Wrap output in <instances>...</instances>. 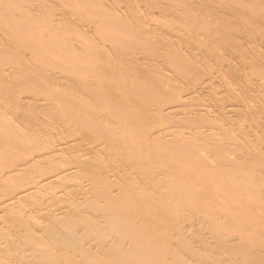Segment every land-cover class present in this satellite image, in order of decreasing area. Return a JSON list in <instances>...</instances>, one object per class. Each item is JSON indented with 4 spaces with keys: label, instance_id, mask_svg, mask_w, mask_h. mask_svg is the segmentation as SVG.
<instances>
[{
    "label": "bare ground",
    "instance_id": "bare-ground-1",
    "mask_svg": "<svg viewBox=\"0 0 264 264\" xmlns=\"http://www.w3.org/2000/svg\"><path fill=\"white\" fill-rule=\"evenodd\" d=\"M31 1V0H30ZM39 1V0H38ZM59 1V0H58ZM74 2H76V4L80 1H77V0H73ZM82 1V0H81ZM80 1V2H81ZM87 0H85V3L86 4H88V1L86 2ZM91 1H92V3H91ZM91 1H89V5H90V7H91V5L93 4L94 6H92V7H95V4L94 3H97V1L95 0V2L93 3V0H91ZM107 1V0H106ZM106 1H103V2H101V3H104V2H106ZM113 1V0H112ZM122 0H120L119 1V4H120V2H121ZM143 1V0H142ZM146 1L147 0H145V4L143 3V2H141V0H138V2H140L139 4H144L145 6H148L147 4H150V6H149V8L148 9H152V7H153V5L155 4L156 5V3H158V1L156 2L155 0L153 1H148V3H146ZM160 1V0H159ZM164 1H167V0H164ZM178 1H180V0H178ZM181 1H183L184 3H181ZM179 3L176 1V0H172V1H170L171 3H169V0L167 1V3H169V4H167L168 6H166V4H164V3H158V7L160 8H163L162 6H163V4H164V6H166V8L165 9H167V7H168V9H167V12H168V10H169V14L167 13H165L166 12V10L163 8V9H157V6H155L154 5V7H156V8H154L153 9V14H154V12H156V14H157V11H156V9L157 10H162V11H158L159 12V17H160V15H164V14H166L165 16H163L162 18H163V20H162V18L160 19V20H162L163 22H164V24H165V26H166V28L169 30V32H171V35H172V37H171V35L169 36V34H168V36H169V38H166V39H164V37L162 36L161 37V35H160V41H158V43L159 44H157V45H154V47H153V44L152 45H150V47L146 44V43H148L150 40H152L153 41V39H151V37H156V36H149V35H147V34H149L150 33V30L151 29H149L150 27L149 26H153V25H145V26H147V28L149 29V31L147 32V34H146V32L145 31H147V30H143L144 32H145V34L147 35L146 37H145V34L143 33V35L144 36H142V37H145V39L147 38H150L149 39V41H147V39L145 40L144 38H142V37H140L139 35H136V37L137 36H139L140 38H142V40H141V42L143 41V42H145L144 44H142V46H144L145 44L151 49V50H153L154 48H157L158 46H162V48L160 49L161 50V52H160V50H158V52L160 53L159 55L158 54H148L147 52V55H146V53L144 54V55H146L148 58L150 57V56H152L153 55V57H150L152 60V62H156V63H159V60H158V58H162V63H163V65H165V63H167V64H170V66L172 67V71H174V68H175V70H176V72L174 71L173 73H179V74H181L182 75V77L183 76H185V74H186V76H187V72H188V68H190V69H193V68H196L198 65H203V64H205L204 66L205 67H207V66H209L210 67V65L212 64V62L209 64V61H211V59H213V60H215V61H218V60H220V63L218 62V66L216 65V68L214 69V68H212V67H210V68H212V69H209L208 67L207 68H205L206 70H202V69H200L199 67H201V65L200 66H198L197 67V69L198 70H201V71H198L197 72V76H195L194 75V73H193V75L195 76V77H198V80H196V81H192V77H191V79H190V77L189 76H191V75H189V74H191V73H189L188 74V77L187 78H189L188 80H190V81H188L189 82V84L188 85H184V87L183 88H181V85H179L180 87H178V85L176 86V87H178V88H181L179 91H181V92H178V90H176V89H178V88H174L175 86L174 85H176L177 83L179 84V81H177V83H175V80L174 81H172V82H174V83H172V82H170L171 83V85L172 84H174L173 85V88L177 91V94L175 93L174 94V92H176V91H174V89H173V91L174 92H172V91H170V89L168 90V89H166V87H168L169 85H167V86H162V85H164L163 84V80L162 79H160V75L163 73L162 71V73H160L159 74V70L158 71H156V72H158V76L157 77H159V78H157L156 77V79L155 78H153V76H152V81L154 80V82L155 83H153L152 82V84H149L148 83V81L146 80L147 79V76H148V74L151 72V68L153 69L154 68V72H155V68L156 67H149V66H151L152 64V62L151 61H148V60H146L145 59V57H143L145 60H144V62H146V63H144V62H142V63H144V64H146L147 65V67H149L148 68V73H147V71L145 70V69H147V67L143 64V67H145V69H143V71H141L142 70V68H139L140 69V71L139 72H137L139 69L138 68H136V64H134V63H131V64H134L133 65V67H135V68H133L134 70H132V71H130L131 69H128L127 67H129L128 65H126V68H125V66L123 67V64L125 63L124 61H125V59L128 61L129 60V58L131 59L133 56H135V55H133V54H131V55H133L132 57L130 56H127V58H125V56H123L124 58V60L123 59H121L120 60V58L122 57V55L121 54H119V55H121V57L119 56V55H117V57H116V60L117 59H119L120 60V64H118L119 63V60H115L114 58H115V56H114V58H113V56H111V54H107V58H109L108 59V61H107V58H106V54L104 53V52H107V49L105 50V51H103V50H101L102 52H103V56H101L102 57V59H104V60H102V59H100V56L97 54V52L98 51H96L97 49L96 48H94V50L92 51V53L91 52H89V49H86L85 51H83V52H81L80 53V51H75L76 49L75 48H77L76 46H78V45H76L75 46V48H74V46H73V48L75 49L74 51H73V53L76 55V56H70L71 57V59H69L68 61V64H67V66H66V63H67V61H66V59L65 60H63L64 58L63 57H61V55H56V56H54V55H52L51 54V56L52 57H50V55H49V58H52V60H53V56H54V58L55 57H57V56H60L58 59L59 60H61V58H62V60L63 61H65V62H63V63H65V66H62V65H60L61 63H58L57 61H58V59H57V63H58V65H60V68L62 67L63 69H59L58 68V65H57V63H55V61L53 62L51 59V62H53L52 64H54L53 66L51 65V67H49L50 66V64H49V66H47V71H48V73H46V69H45V72H42V68L43 67H40V65L38 64V60L40 59L39 57H41V55L43 54H41V55H39V59L37 60V63H36V65H35V63L33 64V65H35L36 67L34 68V66L32 67L33 68V70L32 69H29L28 68V70L29 71H31L32 70V72L34 71L35 73H39L40 74V72L42 73L40 76L41 77H39V76H37V77H32V76H28L29 74H25V75H27L26 77H25V80L27 81V80H29V78H31L30 79V82L32 81V82H37V83H39V85H38V87L39 88H41V89H39L40 90V93H41V91L43 90V95H42V93L40 94V95H42V96H38V93L36 94V91L38 90V89H35V87L36 88H38L37 87V84L35 85V87H33V85H31L30 86V84H33L32 82L29 84V81H27L28 83H27V85H29L31 88L33 87L34 89H33V91H35V94L38 96V100L37 101H41V103H43V101H44V99L46 98L47 99V101H48V97H45V94H46V96H47V94H53L54 96L55 95H57L56 97H57V100H56V98H54V96H53V98L55 99L54 101H55V104H58V101H59V99H58V97L61 99V97H62V95L65 97L64 98V101H63V99H61V101H63L64 103H60V106L59 105H57L58 107H61V109H62V111H63V106L65 107H67V105L66 104H69V106H71V107H68V108H70V110H71V108L72 109H74V108H77V107H79V109H77V111H83V106H82V110L80 109L81 108V105L83 104H85L84 102H83V100L84 101H86V104H85V106L86 105H89L90 104V102L92 103L91 104V107H89L90 108V110H89V108L86 106V111H87V108H88V112H90V114L91 115H89V113H88V115H89V117L87 118L86 117V113L85 112H83V113H81L80 111V113H81V115H83V118L84 119H82V121H81V124H80V121H79V116H78V118H77V121H79V123L78 122H76V119H75V117H76V114H75V112H77V111H75V110H72L71 112H69V111H67L65 108H64V111H67L66 113H68V114H66L65 112H63V114H65L66 115V117L67 116H70L71 114V117H73L75 120V125H76V123H77V125H76V127L77 126H79V124L80 125H82L81 126V129L79 128V130L78 129H76V128H74V126H73V128L71 129V127H72V122L70 123L69 121L72 119H70L69 121H68V118H70V117H67V119H66V117H64V115L62 114V116L64 117L63 118V120H65V121H67V122H69L68 124H66L63 120L61 121V118H59V116H58V114L59 115H61L60 114V112L62 113V111H59L58 109H56V105L54 104V108L56 109V110H58L59 111V113L58 112H56L57 113V116H58V121H59V123L60 122H62V123H64L63 125H60V126H56V125H58V124H56V121L55 122H52V124L51 123H47L46 122V124L45 123H41L42 122V120L43 119H47V117H45L46 115L48 116H50V119H47V120H49V121H54V119L53 118H51L52 116L50 115V113L48 114L47 113V111H45V113H47V114H45L44 112H41V113H43V114H45L44 115V117L42 118V116H41V114L39 113V115H37V117H39L40 118V116H41V118H42V120L41 119H37V117H36V115L33 113V116H34V119H36L35 121H36V125H38L39 123H41V125L39 124V127H37V128H34L35 126H33L35 123H34V121H32V123L30 122V120H31V118L30 117H33V116H30V117H28V118H30V120H27V122H19V123H14L13 121H9V122H7V124L5 125V123L4 122H6L5 121V119H4V122H2V120H3V118H4V116H2V115H0V117H3V118H0V119H2V120H0V124L1 123H3V124H1L0 125V165H3L5 168H3V167H1L0 168V213L2 212V213H5V216H6V218H4L3 219V217H1L0 216V264H85V262H83V259L84 258H86V257H88L87 255H88V253L89 252H92L91 254H90V256L92 255V254H94V257L92 258V257H88L89 258V260L86 258L84 261H86V260H88L87 261V264H91L92 262H96V259H101V260H99V262H98V264H101V263H103L102 261H104V260H108L107 261V263L109 262V260L110 261H115V256L117 255H124V254H126V256L128 255L127 253H129V252H134L135 251V249H138L139 248V246L141 245L142 247H143V245H146L145 247H143V249H145V253H144V251H142L141 250V248L140 249H138L139 251H135V253L137 252V253H140V250L143 252L142 254H136L135 255V253H134V255H135V259L134 260H137V258L139 257L140 258V256H138V255H141V257L143 256V259L141 260V261H139V263H138V261H135V262H137V264H147L149 261V259L148 260H145V262H143L144 261V259L146 258L145 256L147 255V254H149L150 255V261H151V257L154 255V257L155 258H157V259H155V260H157L156 261V263L157 262H161L160 261V259H161V257H162V259H164L165 258V256H164V254H162V255H160L161 254V252H160V250L162 249V253H166L167 252V250L168 251H170V249H171V251H172V245H170V247L169 248H167L168 246H169V243L167 244L168 246H166V243L168 242V241H170V239L172 238L171 237V234L173 233V232H177L178 231V229H180V228H182V227H180L181 225L180 224H183V223H181L180 221L178 222H176V223H178V226L176 227V225L177 224H175V226H172V225H174V222H171L172 223V225L169 223V221H171L169 218V220L167 221L166 219V221L164 220V218L166 217L167 218V216L165 215V213L166 212H168L167 210H165V209H172V211H174V209L175 210H178V209H180L181 210V212H180V214L182 213V217L180 216V214H179V216L181 217V218H183L184 217V215H185V212L187 211V209L189 210V208L191 209L192 207H190L189 205H186V204H191V206H193V207H195L196 208V206L195 205H197V207H199V209L198 210H200L201 209V207L200 206H202L203 204H204V206H202V208H203V210L205 211V208L204 207H207L206 209H207V211H208V213L210 212V209H211V207H208V202H213V204L212 205H216V203H218V201L217 202H215L214 203V200H215V198H217L218 199V197H219V195H218V197H215V192H217L218 191V189H216V191H214L213 189H214V187L213 186H216V185H222L223 183H226V184H228V183H231L230 184V186H231V188L230 189H232V187H233V185H234V187H236L235 185H237V187H236V189L237 188H239V186L241 185V184H244L245 183V179L247 178V176L248 175H246V174H248L249 172L250 173H254L255 172V174H254V176H261L260 175V173L258 174L257 172H258V170H257V172H256V169H254L255 168V166L259 163H257V164H255V166L253 167V169H254V171H252L251 172V169L252 168H249L248 166H246V168L247 169H249L248 170V172L245 174V173H243L244 171H242V173L241 172H239V169L241 168V166L242 165H245L246 163H245V161L246 162H250V161H247V160H250V159H248L247 157H246V155L243 153V155H244V158L246 159H242V153L240 154V155H236V156H233V157H231L230 155H232V154H230V152H228V151H226L224 154H223V151H224V146H226V144L225 145H223L222 143L224 142V141H227V140H229L230 141V139H231V137H233V136H231V135H229V132L227 133L226 132V127L223 125V126H221L220 125V128L219 129H222V130H217L219 133H216V132H214L213 131V129L211 130V129H209L208 128V130H206L205 129V131H201L202 129H200V127L198 128V126H196L197 128H195V126H193V131L196 129H199V130H197L194 134H193V131L191 132L192 134L191 135H188V137H185L184 135H186L187 136V134L186 133H184V132H182L183 134L182 135H177L178 133H180L178 130H176V129H174V130H176L175 132H178V133H176L175 134V137H176V135H177V142L175 143L176 145H174V146H172L173 145V143H172V141H170L171 142V147H173L170 151H169V149L168 148H170V147H165V145L162 143V140H160L161 142H159V141H156V139L157 138H160V137H157V138H155L154 140H155V143H157V142H159V143H161V145L159 146L158 145V143H157V145L159 146V149L157 148V145L156 144H154V140H150V139H152L150 136V133L151 132H153L152 130H150L149 131V128H148V125L147 124H149V122H150V120H151V118H150V116L152 115V117L154 118H156V120H158L159 118H160V121H161V118H162V116H160V114H154V113H160L162 110H164L165 109V107H167L168 105H169V103H172V104H170V106L173 108H170V109H172V110H170V111H175L174 113H178L179 111H181L180 109H179V106L181 107L182 105H183V107L185 106L186 107V105H185V103L186 104H188V100L187 99H185V95H189V94H192V95H195V93H196V95H198V93H200V92H202V90L204 89V92H205V90L208 88V85L210 84V82H206V80H208L209 78L211 79L212 78V80H213V77H215L216 75H218V73H220L221 72V70H220V68L222 67V65L225 67H227V69H229V67H232L233 66V68L235 67V66H237L238 64H239V61H238V64L237 63H235L236 62V60H235V62H234V64H237V65H234L232 62H231V60H229V59H231V58H229V59H227V58H225L226 56H229L230 55V52H228L229 54L228 55H226L227 53H225V50H224V52L223 51H221L222 50V48H221V50L220 49H218L217 48V45H214V44H218L219 43V41H220V39L221 38H217L216 36V40H215V38L213 39H209L210 37H212L211 35H214L215 33H213V31H211V30H215V26H213V25H215V23H217V21L215 22V21H213V23H209L208 21H211L210 20V18H209V15H208V12L210 11V9H209V11L207 12L206 10H205V8L207 7V6H205V5H207L206 4V1L207 0H205V1H203V2H205V3H203V4H199L197 1H195L196 3H198V4H194L195 2H193L192 3V6L193 7H195L196 8V6L197 5H199L198 7H199V9H195V8H193L192 6H191V2H188V1H192V0H188L187 2L185 1V0H181ZM201 1V0H200ZM202 1H201V3H202ZM217 1V0H216ZM215 1V2H216ZM220 1V0H219ZM230 1V0H229ZM233 0H231V2H232ZM258 1H260V0H256V4H257V6L254 4V0H235V3L236 4H233L234 3V1H233V5H242V7H245V9L248 11V17H249V19H252V21L253 20H255L256 18H254V17H261V18H264V13L262 14L261 12H259V13H261V14H258L257 12L261 9V8H259V9H257L258 11H256L255 9H256V7H260V6H263V9H264V5H262V4H259V2ZM9 2H11L10 0H9ZM20 2H22V0L20 1ZM32 2V1H31ZM79 2V3H80ZM107 2H110V1H107ZM114 2H115V0H114ZM113 2V3H114ZM116 2H117V0H116ZM124 2V1H123ZM125 2H127V1H125ZM124 2V3H125ZM129 2H131V0L129 1L128 0V3L127 4H129ZM138 2H137V4H136V2L134 1L133 2V5H134V8H135V4H136V6H140V5H138ZM150 2H152V3H150ZM163 2V1H162ZM18 3H19V0H18ZM27 2H25L24 4H26ZM34 3V2H33ZM38 3V2H37ZM34 3L35 4V6L36 7H39V5H40V3ZM81 3H83L84 4V0L81 2ZM80 3V6H82L83 4H81ZM135 3V4H134ZM154 3V4H153ZM217 3H218V1H217ZM216 3V4H217ZM261 3H263V1H261ZM7 4H9V3H7ZM19 4H21V3H19ZM28 4V3H27ZM33 4V5H34ZM118 4V5H119ZM126 4V3H125ZM125 4L123 5V6H125ZM127 4H126V7H127ZM152 4V5H151ZM219 4V3H218ZM223 4V2H221V4L220 5H222ZM264 4V3H263ZM10 5V4H9ZM99 5V4H98ZM103 5V4H102ZM130 5V7H129V10H132L133 8V5H132V3H130L129 4ZM131 5H132V7H131ZM143 5V7H145ZM162 5V6H161ZM194 5H196V6H194ZM210 5V4H209ZM208 5V8H212V5H211V7ZM215 5V4H214ZM213 5V6H214ZM228 5V4H227ZM260 5V6H259ZM20 6V5H19ZM42 6H43V4H42ZM77 6H78V4H77ZM84 6V5H83ZM83 6L80 8V9H82L83 8ZM101 6V5H100ZM99 6V7H100ZM107 6V5H106ZM142 6V5H141ZM140 6V7H141ZM215 6H217V5H215ZM223 6H225V9L227 8L226 7V4L224 5H222V8H223ZM229 6V5H228ZM29 7V6H28ZM30 7H33L34 9H35V7L34 6H30ZM45 7V6H44ZM43 7V8H44ZM79 7V6H78ZM86 7V6H85ZM97 7V6H96ZM103 7V6H102ZM110 7V6H109ZM121 7V6H120ZM125 7V9H126V11L128 10L127 8ZM203 7V8H202ZM230 7V6H229ZM238 7H241V6H238ZM241 7V8H242ZM27 8V7H26ZM130 8H132V9H130ZM147 8V7H146ZM146 8H144V10H146L145 12H147L148 11V9H146ZM201 8V9H200ZM215 8V7H214ZM218 8H220V6L218 5ZM237 8V7H236ZM29 9V8H28ZM38 8H36L35 10H37ZM79 9V8H78ZM86 10H87V8H85ZM97 9H98V7H97ZM100 9V8H99ZM98 9V10H99ZM135 9H137V7L135 8ZM135 9H133L134 11H135ZM140 9H142L143 10V8H139L138 9V11L140 10ZM228 9V8H227ZM19 10V9H18ZM103 10H104V8H103ZM109 10H111V9H109ZM108 10V11H109ZM132 10V11H133ZM143 10V11H144ZM155 10V11H154ZM212 10H214V9H212ZM229 11L231 10V9H228ZM21 11H22V9H21ZM24 12H25V10H23ZM96 12H97V10H95ZM102 10H100V12H101ZM106 11H107V9H106ZM107 11V12H108ZM132 11H128V13L129 12H132ZM133 11V12H134ZM138 11H136V12H138ZM143 11H140V12H143ZM163 11H165V12H163ZM214 11H216V10H214ZM213 11V12H214ZM232 11V10H231ZM235 11V10H234ZM233 11V12H234ZM242 11H244V10H242ZM247 11H245L246 13H247ZM19 12V11H18ZM29 13H30V11H28ZM78 12V11H77ZM82 12V10L80 11V13ZM99 12V13H100ZM103 12V11H102ZM110 12V11H109ZM108 12V13H109ZM121 12H124L125 13V11L123 10V11H121ZM133 12L132 13H130L131 15L133 14ZM140 12H138L139 13V15H138V17H140ZM163 12V13H162ZM183 12H185V13H188L187 14V17L189 16L190 18H192V22H190V23H192L191 25L190 24H188V25H190V26H188L187 25V21L188 20H190V19H186V16H183ZM212 11H210L209 12V14H213V12L211 13ZM257 13L259 16H254V14L252 15L251 13ZM23 13V12H22ZM64 13V12H63ZM79 13V14H80ZM83 13H84V9H83ZM104 13H105V11H104ZM111 13V12H110ZM115 13V12H114ZM124 13H122V15L124 14ZM135 13V12H134ZM150 12H148V13H144V15H148ZM161 13V14H160ZM218 13V12H217ZM235 13V12H234ZM255 13V14H256ZM10 14V13H9ZM30 14H32V13H30ZM29 14V15H30ZM96 14H98V12L97 13H95V16H96ZM102 14V13H101ZM130 14H128L129 16H127V14L125 15V16H127V18H126V20H125V18L122 16V15H120V16H122V20H123V18H124V20H125V22L126 21H128L130 18H128V17H131V15ZM137 14V13H136ZM136 14H134V15H136ZM151 14V13H150ZM181 14H182V16H181ZM236 14H237V12H236ZM240 13H238L237 15H239ZM21 15V14H20ZM100 15V14H99ZM106 15V14H105ZM105 15H103V16H105ZM143 15V16H144ZM158 15V14H157ZM156 15V16H157ZM210 15V16H211ZM242 15V14H241ZM49 16V15H48ZM107 16H109V15H107ZM115 16V15H114ZM113 16V17H114ZM153 16H155V15H152L151 17H153ZM155 16V17H156ZM214 16H215V14H214ZM220 16V15H219ZM243 16V15H242ZM242 16H241V19L243 20L244 18H242ZM252 16V17H251ZM24 17H25V15H24ZM23 17V18H24ZM79 17V16H78ZM83 17V16H82ZM91 17H93L92 15H91ZM116 17H119V16H116ZM135 18L134 19H138V18H136L137 17V15L136 16H134ZM141 17H142V15H141ZM140 17V18H141ZM151 17H145V18H147L148 19V21H147V23H149V20H151V19H154V18H151ZM158 17V16H157ZM157 17L154 19V21L155 22H157L158 23V21L160 22V20H159V18H158V21H157ZM215 17H217V15L215 16ZM11 18V17H10ZM13 18V17H12ZM11 18V19H12ZM15 18V17H14ZM30 18V17H29ZM106 18V17H105ZM150 18V19H149ZM182 18H184L185 19V21L182 19ZM16 19V18H15ZM25 19V18H24ZM32 19V18H31ZM36 19V18H35ZM104 19V18H103ZM113 19V18H112ZM117 18H115V20H116ZM120 19V20H121ZM128 19V20H127ZM143 19V18H142ZM142 19H140L139 21H143ZM211 19H214V17H213V15H212V17H211ZM260 19V18H259ZM14 20V19H13ZM19 20V19H18ZM38 20V19H37ZM106 20H108V18H106L105 19V21ZM120 20H119V22H120ZM121 20V21H122ZM124 20L122 21V23L124 22ZM131 20H133V17H132V19ZM208 20V21H207ZM215 20H217L216 18H215ZM245 20H246V18H245ZM245 20H243V21H245ZM261 21L262 20H264V19H260ZM259 20V23L261 22ZM15 21V20H14ZM13 21V22H14ZM28 21V20H27ZM39 21V20H38ZM37 21V22H38ZM63 21V20H62ZM66 21V20H65ZM93 21V20H92ZM95 21V20H94ZM102 21H104V20H102ZM112 21H114V20H112ZM112 21L110 22V18H109V27H111L110 26V24H112ZM135 21H137V20H135ZM162 21L160 22V23H162ZM206 21H207V23H209V25L211 26V29H210V27H209V25L206 23ZM218 21H219V19H218ZM247 21V20H246ZM245 21V22H246ZM257 21V20H256ZM19 22V21H18ZM22 22V21H21ZM33 22H34V20H33ZM73 22V21H72ZM107 22V21H106ZM116 22H118V21H116ZM124 22V23H125ZM129 22V21H128ZM140 22V23H141ZM143 22H146V21H143ZM197 22V23H196ZM203 22H205V23H203ZM227 22V21H226ZM248 22V21H247ZM263 22V21H262ZM39 23V22H38ZM70 23V22H69ZM114 23V22H113ZM121 23V22H120ZM120 23L118 24L117 23V25H120ZM121 23V24H122ZM124 23L121 25V26H118V28L122 31V29L123 28H125V27H123V26H125L126 25V27H127V24H125L124 25ZM127 23V22H126ZM131 23V22H130ZM135 23V22H134ZM136 23H138V22H136ZM135 23V24H136ZM150 23L151 24H154L153 23V21H150ZM149 23V24H150ZM160 23H158V24H160ZM219 24H220V22H218ZM251 23V22H250ZM258 24V22H254L253 21V24L251 23V25H257ZM14 24V23H13ZM25 24H27V23H25ZM29 24V23H28ZM34 24H35V22H34ZM68 24V23H67ZM103 24V23H102ZM133 24V23H132ZM142 24V23H141ZM224 24H226V23H224ZM224 24H222L221 23V26L223 25L224 26ZM246 24V23H245ZM261 24V23H260ZM264 24V23H263ZM21 25V24H20ZM24 25V24H23ZM22 25V26H23ZM31 24H29V26H30ZM33 25V24H32ZM31 25V26H32ZM114 25V24H113ZM162 25V24H161ZM160 25V27H162ZM238 25L239 26H241V24L240 23H238ZM246 25H248V23L246 24ZM255 25H254V28H255ZM24 26H26V25H24ZM73 26V25H72ZM108 26V25H107ZM130 26L131 25H129L128 27H127V29H129L130 28ZM143 26V25H142ZM155 26V25H154ZM153 26V27H154ZM185 26H187V27H185ZM217 26V25H216ZM219 26V25H218ZM225 26H227L228 27V23H227V25H225ZM224 26V27H225ZM233 26V25H232ZM257 26H259V25H257ZM20 27V26H19ZM28 27V26H27ZM26 27V28H27ZM35 27V26H34ZM37 27V26H36ZM53 27H56L55 25H53ZM68 27V26H67ZM71 27V26H70ZM135 27V26H134ZM138 27V26H137ZM139 27H140V24H139ZM152 27V29H154V28H156V27H154L153 28ZM159 27V25H157V28ZM160 27L158 28V31H159V29H160ZM212 27H213V29H212ZM226 27V28H227ZM233 27H235V29H231V32L232 31H234V34H236L237 35V33L236 32H238V31H236V26H235V24H234V26ZM232 27V28H233ZM242 27V26H241ZM240 27V28H241ZM253 27V26H252ZM252 27H250L251 28V30H252ZM262 27V26H261ZM261 27H260V29H261ZM17 28V27H16ZM23 28V27H22ZM33 28V27H32ZM38 28V27H37ZM36 28V29H37ZM49 28V27H48ZM108 28V27H107ZM112 28V27H111ZM110 28V29H111ZM118 28H116V29H118ZM143 28V27H142ZM163 28H164V25H163ZM163 28H161V30H160V32H162V30L164 31V29ZM198 28L200 29V32L201 33H203V32H205L204 34L205 35H207L208 34V39L205 41L204 39H203V41H202V39H200V38H197V37H199L198 35H200V34H198ZM219 28V27H218ZM223 28V27H222ZM221 27H220V30L222 29ZM226 28H224V29H226ZM262 28H264V26L262 27ZM40 29V28H39ZM39 29H37L38 31H39ZM58 29V28H57ZM96 29V28H95ZM109 29V28H108ZM118 29V30H119ZM127 29L125 30H123V32H125V31H127ZM144 29V28H143ZM203 29V30H202ZM248 28H245L244 29V31L245 30H247ZM257 28H255V30H256ZM33 30H35L34 28H33ZM42 29H40V31H41ZM78 30V29H77ZM76 30V31H77ZM132 30V29H131ZM136 30V29H135ZM134 30V31H135ZM156 30V29H155ZM209 30H210V34H209ZM216 30H217V28H216ZM223 30V29H222ZM227 30H228V28H227ZM227 30H226V32H227ZM241 30H242V28H241ZM240 29H239V31H241ZM249 30V29H248ZM250 30V31H251ZM254 29L252 30V32L253 31H255ZM258 31H256V32H254L255 34H258V32H259V27H258V29H257ZM37 31V32H38ZM39 31V32H40ZM44 31V30H43ZM42 31V32H43ZM49 31H50V28H49ZM53 31V30H52ZM55 31H57L58 32V30H54L53 32H55ZM114 31H117V30H114L113 29V33L112 34H114ZM130 31V30H129ZM128 31V32H129ZM151 31H153V30H151ZM157 31V30H156ZM156 31H153V33H155L154 35H156ZM167 30H165V32H166ZM225 31V30H224ZM224 31H219L218 30V32L220 33V32H223L224 33ZM244 31H243V33H244ZM250 31H245V33L244 34H246V33H252V32H250ZM32 32V31H31ZM38 32V33H39ZM65 32V31H64ZM79 32V31H78ZM122 32V33H123ZM128 32H126V33H128ZM140 32H142V31H140ZM164 32V33H165ZM229 32V31H228ZM45 33H49V32H47V30H46V32ZM52 33V32H51ZM56 33V32H55ZM55 33H52L53 35H55L57 38H58V36L55 34ZM67 33V32H66ZM66 33H65V35H66ZM74 33H76V32H74ZM109 33H111V32H109ZM125 33V34H126ZM133 33V32H132ZM152 33V32H151ZM240 33V32H239ZM63 34V33H62ZM77 34V33H76ZM115 34H117V33H115ZM130 34V33H129ZM158 34V33H157ZM161 34V33H160ZM163 34V33H162ZM165 34H167V33H165ZM217 34V33H216ZM229 34V33H228ZM240 34H242V31H241V33ZM239 34V35H240ZM250 34H249V36H250ZM39 35V37L37 38V37H35V38H37V39H35L36 41L38 40V44H39V42H41V40H43V37H45V35L47 36V34H45L44 35V32H43V35L44 36H42V34L40 35V34H38ZM37 35V36H38ZM52 35V37L51 38H54V36ZM77 35H80V33L79 34H77ZM85 35V34H84ZM224 35H226V34H224ZM224 35H223V37H224ZM230 35V40L232 39V41H234V39H233V37L231 38V35H232V33H230L229 34ZM248 35V34H247ZM247 35H246V37H247ZM251 35H253V34H251ZM262 35H264V34H262ZM51 35H50V33H49V36L48 37H50ZM63 37H64V35H62ZM87 36V35H86ZM99 36V35H98ZM100 36H102V35H100ZM113 36V35H112ZM123 36H124V34H123ZM127 36V35H126ZM126 36H124L125 38H127ZM130 36H132V35H130ZM149 36V37H148ZM228 36V35H227ZM233 36V35H232ZM48 37H47V39H45L46 41L48 40ZM55 37V38H56ZM65 37H67V36H65ZM81 37V36H80ZM119 37V36H118ZM133 37V36H132ZM131 37V38H132ZM138 37V38H139ZM159 37V36H158ZM171 37V38H170ZM203 37H204V35H203ZM245 37V36H244ZM243 37V38H244ZM251 37V36H250ZM50 38V39H51ZM104 38V37H103ZM114 38H115V35H114ZM129 38V37H128ZM202 38V37H201ZM205 38V37H204ZM227 38V37H226ZM30 39V38H29ZM29 39H27V40H29ZM33 39V38H32ZM49 39V40H50ZM64 39H66V38H64ZM70 38H68V40H69ZM81 39V38H80ZM85 39V38H84ZM111 39V38H110ZM120 39H121V37H120ZM222 39H224V38H222ZM221 39V40H222ZM244 39H246V38H244ZM243 39V40H244ZM263 39V38H262ZM57 40H59V39H57ZM56 40V41H57ZM67 40V39H66ZM67 40V41H68ZM111 40H113V39H111ZM115 40H116V38H115ZM123 40V39H122ZM130 40V39H129ZM139 39H138V41H140ZM155 40H157V37L156 38H154V41ZM201 40V41H200ZM215 40V41H214ZM260 40H261V37H260ZM260 40H259V42H260ZM264 40V39H263ZM262 40V42H264ZM30 41V40H29ZM53 41V40H52ZM55 41V40H54ZM65 41V40H64ZM66 41V42H67ZM71 42H73L72 40H70ZM69 41V42H70ZM82 41H84L83 39H82ZM82 41L80 40V42H81V45H82ZM121 41V40H120ZM131 41V40H130ZM136 41H137V39H136ZM147 41V42H146ZM152 41H150V44L152 43ZM223 41V40H222ZM221 41V42H222ZM225 41V40H224ZM223 41V42H224ZM226 41L228 42L229 41V39H226ZM235 41H237V40H235ZM234 41V42H235ZM239 41H242V40H239ZM238 41V43H240ZM253 41V40H252ZM50 42V41H49ZM65 42V43H66ZM76 42V41H75ZM89 42V41H88ZM105 42V41H104ZM157 42V41H156ZM186 42L187 43H190V44H193V45H195L196 47H198V45H199V47H198V49H196V51H194V49L196 48H190L191 49V52H192V50H193V56H191V57H188V56H190V54H192V53H189V55L186 57V54H184L183 53V49H181L180 50V48H181V46L180 45H182V44H185L186 45ZM226 42V43H227ZM231 41H229L228 43H230ZM243 42V41H242ZM257 43H258V41H256ZM32 43V42H31ZM37 43V42H36ZM36 43H34V41H33V43H32V45H35ZM53 43V42H52ZM59 43H61V41L59 42ZM68 43V42H67ZM66 43V45H68ZM74 43V42H73ZM73 43H69V45L71 46V44L73 45ZM110 43H111V41H110ZM115 43V42H114ZM120 43V42H119ZM127 43V42H126ZM130 43V42H129ZM129 43H127V45L129 44ZM131 43H133L134 44V46H135V44H137V43H139V42H131ZM233 43V42H232ZM238 43H237V46H238ZM245 43V42H244ZM243 43V44H244ZM38 44H36V45H38ZM42 44V43H41ZM40 44V45H41ZM50 44V43H49ZM62 44V43H61ZM64 44V43H63ZM117 44V43H116ZM122 44V43H121ZM120 44V45H121ZM140 44V43H139ZM138 44V45H139ZM140 44V45H141ZM156 44V43H155ZM179 44V45H178ZM223 44V43H222ZM222 44H220V45H222ZM235 44V43H234ZM242 44V45H243ZM256 45V43H254L253 42V44H251V45ZM262 44V43H261ZM260 44V45H261ZM45 45V44H44ZM54 45V44H53ZM66 45H62V46H66ZM68 45V46H69ZM80 45V44H79ZM81 45H80V48H78L77 50H79V49H81ZM84 45H86V46H89V45H87L86 44V41H84ZM92 45V44H91ZM111 46H112V43L110 44ZM113 45H115V44H113ZM123 45V44H122ZM145 45V46H146ZM185 45H182V47L183 46H185ZM188 45V44H187ZM231 45V46H230ZM232 45L233 44H229V46L230 47H232ZM242 45H240L241 47H242ZM254 45V46H255ZM260 45L258 46L259 47V49L263 52V49H261L260 48ZM0 46L2 47V45L0 44ZM61 46V45H60ZM68 46H66V47H68ZM97 45H95V47H96ZM118 46V45H117ZM137 46V45H136ZM147 46H146V48H147ZM155 46H157V47H155ZM235 46H236V44L234 45V48H235ZM236 46V47H237ZM34 47V46H33ZM64 47H63V49H61V50H63V53H64ZM72 47V46H71ZM70 47V49H72ZM79 47V46H78ZM94 47V46H93ZM113 47H115V49H116V46H113ZM122 47V46H121ZM129 47H133V45L131 44ZM138 47V46H137ZM153 49H152V48ZM185 47H187V46H185ZM184 47V48H185ZM188 47H190V45H188ZM192 47V46H191ZM220 47V46H219ZM223 47V46H222ZM224 47H225V49H227L226 47V44H225V42H224ZM223 47V48H224ZM247 46H245V48H246ZM249 47V46H248ZM251 47V46H250ZM249 47V48H250ZM257 47V48H258ZM37 48V47H36ZM62 48V47H61ZM87 48V47H86ZM90 49H91V47H89ZM134 48V47H133ZM140 48V47H139ZM146 48H144V49H146ZM199 48H201V49H199ZM234 48H233V50H234ZM243 49H244V47H242ZM241 48V49H242ZM52 49V48H51ZM66 49H68V48H66ZM65 49V50H66ZM93 49V48H92ZM99 49H101V48H99ZM123 49V48H122ZM121 49V50H122ZM129 49H131V48H129ZM135 50H136V52L138 51V49H136V48H134ZM157 49H159V48H157ZM157 49H155L156 51H157ZM186 49V48H185ZM189 49V48H188ZM188 49H186L187 50V52H188ZM190 49H189V51H190ZM231 50H232V48H230ZM236 49H238V48H236ZM235 49V50H236ZM240 49V48H239ZM236 50V51H240V50ZM248 48H246L245 49V51L247 50ZM251 49V48H250ZM3 50H4V47H2L1 49H0V51H2V53L3 54H5L6 53V51H5V53L3 52ZM38 50H40V49H38ZM37 50V51H38ZM82 50H84V48L82 49ZM88 50V51H87ZM120 50V51H121ZM125 50V49H124ZM128 50V48L126 49V51ZM132 50V49H131ZM140 50V49H139ZM148 50V49H147ZM146 50V51H147ZM197 50H198V52H197ZM228 50V49H227ZM227 50H226V52H227ZM252 50V49H251ZM260 50H258V51H260ZM47 51V50H46ZM52 51H54V50H52ZM72 51V50H71ZM114 51V50H113ZM118 53H119V50H116ZM123 51V50H122ZM150 51V50H149ZM154 51V50H153ZM245 51H243L244 52V54H245ZM248 51V50H247ZM256 51V50H255ZM255 51L253 52L254 54H255ZM258 51H256V52H258ZM261 51L259 52V54L261 53ZM39 52H41V50L39 51ZM49 52H50V50H49ZM48 52V53H49ZM79 52V54L77 55V53ZM94 52H96V54L98 55H96ZM102 52H101V55H102ZM115 52V51H114ZM114 52H113V54H114ZM125 52V51H124ZM128 52H129V50H128ZM128 52H127V54H128ZM133 52V51H132ZM197 52V53H196ZM226 55L225 57H224V54ZM238 52H237V54H238ZM2 53H0V55H3ZM9 53V52H8ZM7 53V54H8ZM54 53H56V51L54 52ZM99 53V52H98ZM126 53V52H125ZM139 53H141V57H142V53L143 52H139ZM139 53H137V55L139 54ZM153 53V52H152ZM185 53H186V51H185ZM233 53H234V51H233ZM249 53V52H248ZM253 53L251 54L252 56H253ZM45 54H47L46 52H45ZM44 54V55H45ZM50 54V53H49ZM65 54H68V56L70 55L68 52L66 53L65 52ZM65 54H63V55H65ZM105 54V55H104ZM162 54H163V56H162ZM240 54V53H239ZM239 54H238V56H239ZM250 54V53H249ZM6 55V54H5ZM44 55L41 57V59H40V61L42 60V62L41 63H43L44 65H45V62H47V63H49L50 62V60L47 58L48 56L47 55H45V57H44ZM115 55V54H114ZM125 55V54H124ZM174 55L176 56V58H174ZM250 55V56H251ZM261 55H264V52H263V54L261 53L260 54V56ZM109 56H111V57H109ZM118 56H119V58H118ZM244 56V55H243ZM243 56H241L240 55V57H243ZM246 56V55H245ZM248 56V55H247ZM246 56V57H247ZM249 56V57H250ZM248 57V59H250V61H251V58H253V57ZM257 57V59H259L258 58V55H257V53H256V55H254V57ZM65 58L67 57V56H64ZM72 57H73V59H72ZM129 57V58H128ZM164 57V58H163ZM169 57V59H167L166 60V58H168ZM233 57H236L235 55H233ZM239 57V58H240ZM42 58H47V59H42ZM69 58V57H68ZM105 58H106V61H105ZM134 58V57H133ZM137 58H138V56H137ZM150 58H149V60H150ZM264 58V57H263ZM55 59V60H56ZM115 61H114V60ZM136 59V58H135ZM171 59H172V61H171ZM234 59H236V58H234ZM245 59V58H244ZM256 58H254V60H255ZM261 59V58H260ZM35 60H36V58H35ZM48 60V61H47ZM123 60V63L121 62ZM132 61L134 60V59H131ZM131 60H129L128 62L130 63V61ZM212 60V61H213ZM141 61H142V58H141ZM221 61H223V62H221ZM60 62V61H59ZM127 62V63H128ZM133 62H135V61H133ZM149 62H151L150 64H149ZM252 62L254 63V65H255V67H257L258 68V66H256V64L258 65V62L255 60V61H253L252 60ZM255 62H257L256 64H255ZM261 62V61H260ZM18 63H20V62H18ZM18 63H16L17 65H19ZM62 63V64H63ZM128 63V64H129ZM137 63V62H136ZM173 63V64H172ZM247 62H245L244 64H246ZM251 62H249V64H250ZM252 63V64H253ZM6 64V67H7V63H5ZM122 64V65H121ZM126 64V63H125ZM263 64V63H262ZM8 65H11L12 66V68L13 69H15L16 68V66H13L12 64H8ZM20 65H24V67L23 68H26L27 69V67L25 66V64L23 63V62H21V64ZM19 65V66H20ZM56 65H57V67H56ZM64 65V64H63ZM130 65V64H129ZM149 65V66H148ZM159 65V64H158ZM243 65V64H242ZM253 65V66H254ZM259 65H260V63H259ZM19 66H17V68L19 67ZM43 66V65H42ZM132 66V65H131ZM137 66H139V63H137ZM155 66H157V65H155ZM166 66V68L167 69H170V68H168L167 67V65H165ZM165 66H164V68H165ZM169 66V65H168ZM248 65H246V67H247ZM9 67V66H8ZM15 67V68H14ZM45 67H46V65H45ZM48 67H49V69L50 70H52V68L54 67L55 68V70H52V71H54L53 73H55L56 74V70H58V71H62V73H57L56 74V76L52 73V71H51V73H52V75H50V70H48ZM141 67V66H140ZM225 67V68H226ZM239 66H237L236 68H238ZM245 67V66H244ZM244 67H242V69H244V72L246 71V68H244ZM22 67H20V69H21ZM39 68L41 69V70H39ZM56 68H58V69H56ZM131 68V67H130ZM157 68H158V66H157ZM163 68V69H164ZM177 68V69H176ZM203 68V67H202ZM256 68V69H257ZM260 68V67H259ZM263 68V67H262ZM11 68H9V70H10ZM128 69V70H127ZM136 69H138V70H136ZM158 69H161L160 67L158 68ZM190 69H189V71H190ZM208 69V70H207ZM224 69V68H223ZM222 69V70H223ZM239 69H240V67H239ZM241 69V70H242ZM249 69H251V67H249ZM16 70V69H15ZM18 70V69H17ZM22 70V69H21ZM150 70V71H149ZM162 70V69H161ZM171 70H169V71H171ZM213 70V71H212ZM239 71L240 73H242V71ZM218 71H220V72H218ZM14 72V71H13ZM25 72H27L28 73V71L26 70ZM153 72V71H152ZM153 72V73H154ZM191 72V71H190ZM213 72H216L217 74H215V73H213ZM227 72H229V71H227ZM227 72L225 73V74H227ZM238 72V71H237ZM238 72V73H239ZM251 72V71H250ZM253 72V71H252ZM257 72V71H256ZM262 72H264V71H261V73ZM19 73V72H18ZM44 73H46V74H44ZM143 73V74H142ZM147 73V75L145 76V74ZM222 73V72H221ZM236 73V72H235ZM246 73V72H245ZM249 73V72H248ZM261 73H258L257 72V74H261ZM43 74H44V76H43ZM156 74V73H155ZM166 74H167V72H166ZM178 74V77L180 76L181 77V75H179ZM184 74V75H183ZM231 74V73H230ZM229 73L227 74L228 76L230 75ZM244 74V73H243ZM243 74H241V75H243ZM250 74V73H249ZM253 74H255L256 75V73H254L253 72ZM48 75H50V76H48ZM57 75H64V77H67V78H69L68 80H69V82H71V78L73 79L72 80V82L74 83V84H71V85H74L73 87L72 86H68V84H69V82L68 81H66L67 79H63V80H65L67 83H65L64 85H63V88H65L64 86H66L67 85V87H72V89L75 87V90H76V92H75V90H73L74 91V93L76 94H74L73 92H72V90H68V88L66 87L65 88V90H63L62 89V85H61V88H59L60 86H59V84L57 83V82H61V84H62V78H64L63 76H61L60 78L58 77V79H57V81H56V78H57ZM149 75H151V74H149ZM153 75V74H152ZM170 75V72L166 75L168 78H166V79H171V78H169L170 76L172 77V72H171V75ZM176 76H177V74H175ZM174 75V76H175ZM222 75V74H221ZM220 75V76H221ZM234 76L236 75V74H233ZM240 75V74H239ZM238 75V76H239ZM251 75V74H250ZM248 76L247 75V73L243 76V77H245V76H247V77H251V76ZM0 76H2V75H0ZM35 76V75H34ZM48 76V77H47ZM173 76V77H174ZM185 76V77H186ZM219 75H218V77H220ZM225 76V75H224ZM231 76V75H230ZM237 76V75H236ZM253 76V75H252ZM262 76H264V74L262 75ZM43 77L44 78H46L45 80L43 79ZM165 77V76H164ZM177 77V78H178ZM180 77H179V80H180ZM199 77H200V80H199ZM241 77V76H240ZM257 77V76H256ZM259 77V76H258ZM1 78V77H0ZM161 78H163V77H161ZM175 78V77H174ZM173 78V79H174ZM187 78H185V79H187ZM224 78V77H223ZM222 78V80L223 81H225V79H223ZM227 78V77H226ZM232 78V77H231ZM236 78V77H235ZM22 80H19V84H17V81L16 82H13L14 84L16 83L17 84V89H16V85H14L15 86V89L14 88H11L12 90L14 89V90H17L18 91V88H19V85H20V83L22 84L23 82V78H21ZM42 79V80H41ZM60 79V80H59ZM160 79V80H162V82L160 83V81H158V80ZM164 79V78H163ZM166 79H164V80H166ZM172 79V80H173ZM183 79V78H182ZM181 79V80H182ZM185 79H184V81H185ZM193 79H194V77H193ZM197 79V78H196ZM215 80H214V83H215V81H217L216 80V77L214 78ZM220 79V78H219ZM218 79V80H219ZM244 79V78H243ZM247 79V78H246ZM245 79V80H246ZM260 83H258V84H260V88L257 90L256 88V92H254V94L252 95L253 97L255 96V94H256V96H258V97H260L261 95H258L259 94V92H261V90L260 89H263L264 90V80L262 81V79L263 78H261V76H260ZM14 80V79H13ZM44 80V81H43ZM146 80V81H145ZM178 80V79H177ZM229 80H231V81H229V83L230 82H233L232 81V79H229ZM236 80V79H235ZM234 80V81H235ZM241 80V79H240ZM250 80V79H249ZM258 80H259V78H258ZM40 81H42V82H40ZM156 81L157 82H159V84L160 85H158V83H157V85H156ZM168 82L169 81H171V80H167ZM183 81V82H184ZM11 82V83H12ZM25 82V81H24ZM149 84V85H147V83ZM187 82V83H188ZM212 82V81H211ZM242 82V81H241ZM247 82H249L248 80H247ZM256 82V81H255ZM186 83V84H187ZM214 83H212V84H214ZM226 83H228V81L226 82ZM145 84V86H143L142 87V85H144ZM162 84V85H161ZM184 84V83H183ZM212 84H210V85H212ZM223 84H225V83H223ZM9 85H10V83H9ZM8 85V86H9ZM12 85V84H11ZM146 85H147V87H146ZM230 85H232V83L230 84ZM237 86H239L240 84L237 82V84H236ZM244 85V83L241 85V86H243ZM26 86V85H25ZM24 86V87H25ZM136 86H139L138 87V89L139 90H137V87ZM213 87H214V85H212ZM223 86V85H222ZM225 86V85H224ZM223 86V87H224ZM237 86H230V87H224V88H228V90L226 89V91H228V94L230 95V94H232V95H236L237 94ZM12 87H13V85H12ZM20 87H22V86H20ZM28 86H26V88H27ZM140 87L142 88V90L140 89ZM144 87H146V89L144 88ZM153 87H155L154 89H153ZM211 87V86H210ZM221 87V86H220ZM219 87V88H220ZM8 88H10V86L8 87ZM25 88V90L24 91H26L27 89ZM30 88V90L31 91H29V89H28V91L29 92H31V93H33L32 92V89ZM144 88V89H143ZM168 88H170V87H168ZM206 88V89H205ZM212 88V87H211ZM211 88H208V90L209 89H211ZM215 88V87H214ZM223 88V89H224ZM239 88V87H238ZM242 88V87H241ZM6 89H7V87H6ZM5 89V90H6ZM11 89L10 90H7V91H5L4 89H3V91L5 92V93H9L10 91H11ZM20 89V88H19ZM59 91H58V90ZM60 89H61V91H60ZM129 89V90H128ZM153 89V90H152ZM172 89V88H171ZM217 88H215V92H217V90H216ZM68 90V91H67ZM149 90L153 93V95L154 96H152V97H149L148 95L151 93V92H149ZM207 90V91H208ZM219 90V89H218ZM243 90V89H242ZM253 90H254V88H253ZM260 90V91H259ZM263 90H262V92H263ZM23 91V90H22ZM45 91V92H44ZM78 91H79V94H78ZM139 91V93L137 94L136 92H138ZM144 91H148V95L147 96H145L146 98H140L139 96V94H141V93H144ZM210 91H212V90H210ZM221 90H219L218 92L221 94V92L223 91H221ZM225 91V90H224ZM223 91V93H225ZM4 92H0L1 93V96H2V94L4 93ZM37 92H39V91H37ZM61 92H63L62 93V95L61 94H59L60 96H58V93H61ZM64 92H66L65 94L66 95H64ZM81 92V93H80ZM146 92H145V95H146ZM217 92V93H218ZM240 92V91H239ZM261 92V93H262ZM5 93L3 94V95H5ZM69 93V94H68ZM137 95H136V94ZM171 93L172 94H174V96H172L171 95ZM180 93V94H179ZM216 93V94H217ZM223 93H222V96H223ZM251 93H253V92H251ZM251 93H249L248 94V97L247 98H236V99H234V101H236V103L238 102L239 103V105H241L242 104V109H240L239 107V109L237 108V106L235 107V108H233V109H230L231 107H233V106H231L230 108H228V109H226V111H224L223 112V115H224V113L226 114V112L228 111L229 112V109H230V111L232 110V111H234L235 113H236V115H239V114H237V112H239V113H241V114H243V116H241V114H240V116H241V121H243L242 123H244V121L245 120H243L244 118L248 121V119H249V121H250V119H252L253 120V122L254 121H259L258 123V125H257V122H254V124H253V122L251 121L250 122V124H253L254 125V127H252L251 125L249 126V123H247L248 125L247 126H239L240 128H239V130H241L240 132H246L247 131V127H252V129H256V128H260L262 131H264V102H262L261 101V103H259V102H257L258 101V99H257V101H255L254 99H256V96H255V98L253 99L251 96H250V94ZM6 94V95H7ZM10 94H11V92H10ZM14 94V93H13ZM13 94H11V96L13 95ZM71 94V95H70ZM203 94V93H202ZM241 94H242V92H241ZM244 94V96L246 97V93L244 92L243 93ZM31 95H33V94H31ZM69 95V96H68ZM78 95V96H77ZM85 95H86V97H85ZM136 95V96H135ZM139 95V96H138ZM151 95V94H150ZM157 95V96H156ZM168 95V97H169V102H168V100L166 99V101H165V98H164V96L166 97ZM170 95V96H169ZM195 95V96H196ZM229 95H226V96H228L229 97ZM8 96H9V94H8ZM8 96H5V98L6 97H8ZM10 96V97H11ZM34 96V95H33ZM32 96V98H35V97H33ZM139 97V99L140 100H142V99H144V100H147L148 101V99H149V101H150V103H152V105L154 106V102L156 101V99L157 98H164L163 100H164V102H163V104H161V102L163 101L162 99H160L161 101H156L155 102V104L156 103H158V105L160 106L159 108H158V105H157V108H156V105L154 106L155 108H156V110H159V112H156V111H152V113L151 112H149L148 110L150 109H147V108H145L144 109V107H142L143 108V110L141 109V106H140V109L141 110H138L137 108H133V107H131V105L133 106H135V105H137L136 103H139V102H136V103H134V104H131L132 102H130L131 101V99H138V97ZM142 96H144V95H141V97ZM162 96V97H161ZM172 96V97H171ZM202 96V95H201ZM219 96V95H218ZM234 96H231L230 95V98H231V100H232V97H234ZM243 96V95H242ZM243 96V97H244ZM45 97V98H44ZM51 97V96H50ZM84 97V98H83ZM134 97V98H133ZM137 97V98H136ZM168 97H166V98H168ZM190 97V96H189ZM188 97V98H189ZM192 97H194V96H192ZM192 97H190V98H192ZM215 97V96H214ZM220 97V96H219ZM264 97V96H263ZM4 98V97H3ZM19 98L20 97H18V104L20 105V103L19 102H21V101H19ZM22 98V97H21ZM39 98L41 99V98H44V99H42V100H39ZM63 98V97H62ZM88 98V99H87ZM148 98V99H147ZM201 98V100H202V97H200ZM205 98H207V100L205 99ZM204 99L206 100V102L208 101L209 102V99L211 100L212 99V95H211V98H210V96H206ZM218 98V97H217ZM225 98V97H224ZM7 99V98H6ZM17 99V98H16ZM137 100V101H140V100ZM219 99V98H218ZM218 99H217V101H218ZM222 100L220 101H218V104H217V106L219 105V104H221L222 105V107L224 106L222 103H220V102H222V101H224V99L223 98H221ZM261 99H262V97H261ZM21 100V99H20ZM50 100V99H49ZM52 100V99H51ZM50 100V101H51ZM192 100H193V98H192ZM192 100H190V101H192ZM196 100V99H195ZM227 100H228V98H227ZM263 100V99H262ZM14 101V100H13ZM16 101V100H15ZM15 101H14V103H15ZM54 101H53V103H54ZM56 101H57V103H56ZM67 101V102H66ZM88 101V102H87ZM134 101V100H133ZM146 101V102H147ZM148 101V102H149ZM154 101V102H153ZM189 101V102H190ZM212 101V100H211ZM9 102H10V99H9ZM17 102V101H16ZM23 102V101H22ZM36 102V101H35ZM69 102V103H68ZM83 102V103H82ZM165 102H166V105H165ZM167 102H168V104H167ZM193 102V101H192ZM195 102V101H194ZM200 102V101H199ZM228 102H231L232 103V101H226V103H228ZM38 103H40V102H36V104H38ZM47 103V102H46ZM49 103V102H48ZM51 103V102H50ZM87 103H89V104H87ZM198 103V102H197ZM204 103H205V101H204ZM215 103H217V102H215ZM215 103H214V106H215ZM11 104V103H10ZM18 104H13V107H14V109H13V111L11 112V114H15L14 116H16V114L21 110V107H20V110L18 111V109H19V106H18ZM61 104H63V106H61ZM65 104V105H64ZM131 104V105H130ZM141 104V102L139 103V105ZM142 104H143V102H142ZM195 104V103H194ZM199 104H201V103H199ZM209 104H211V103H209ZM41 105V104H40ZM48 105H50V104H48ZM47 105V106H48ZM139 105H137V106H139ZM144 105H146V104H144ZM148 105V104H147ZM174 107H173V106ZM205 105H206V103H205ZM228 105V104H227ZM226 104H225V106H227ZM232 105V104H231ZM233 105H235V103L233 104ZM21 106V105H20ZM24 106V105H23ZM85 106H84V108H85ZM170 106H168V107H170ZM188 107H189V109L191 108L190 107V105H187ZM199 106V105H198ZM203 106V105H202ZM201 106V107H202ZM209 106V105H208ZM229 106V105H228ZM245 108H244V107ZM46 107V105L43 107V108H45ZM49 107V106H48ZM48 107L45 109V110H47L48 109ZM51 107V108H50ZM49 108L52 110V105L50 106ZM57 107V108H58ZM149 107H151V105L149 106ZM153 107V108H154ZM207 107V106H206ZM221 107V109L223 110L224 109V107L222 108ZM42 108V109H43ZM131 108H133V109H135V111L134 112H132L131 110H133V109H131ZM155 108L154 109H152V110H155ZM211 108H213V106H211ZM210 107H209V109H211ZM218 108H219V106H218ZM227 108V107H226ZM244 108V109H243ZM60 109V110H61ZM131 109V110H130ZM185 109V108H184ZM207 109V108H206ZM220 109V110H221ZM23 110V109H22ZM21 110V111H22ZM44 110V109H43ZM49 110V109H48ZM69 110V109H68ZM147 110V111H146ZM187 110V109H186ZM205 110V109H204ZM208 110V109H207ZM42 111V110H41ZM50 111V110H49ZM48 111V112H49ZM85 111V110H84ZM111 111H117L116 113L115 112H111ZM184 111V110H183ZM182 111V112H183ZM202 111V110H201ZM206 111V110H205ZM231 111V112H232ZM37 112H40V111H37ZM54 111H52V113H53ZM79 112H77V114L79 115L80 113ZM112 113V114H109V113ZM154 112V113H153ZM164 112V111H163ZM162 112V113H163ZM168 112V111H167ZM167 112L165 113V114H167ZM188 112H190V111H188ZM210 111H207V114L209 113ZM231 112H230V114H231ZM1 113V112H0ZM3 113V112H2ZM5 113V112H4ZM7 113V112H6ZM6 113L4 114V115H6ZM9 113H10V111H9ZM8 113V114H9ZM35 113H36V111H35ZM71 113V114H70ZM74 113V114H73ZM114 113L116 114V116L114 115ZM173 113V112H172ZM171 113V114H172ZM173 113V114H174ZM184 113V112H183ZM197 113V112H196ZM202 113H204V112H202ZM211 113V112H210ZM215 113V112H214ZM234 113V114H235ZM244 113H246V114H249L250 115V117H244L245 115H244ZM55 114V113H54ZM153 114H154V116H153ZM198 114V113H197ZM204 114H206V112L204 113ZM217 114V113H216ZM229 114V115H230ZM18 115V114H17ZM28 115V114H27ZM32 115V114H31ZM56 115V114H55ZM54 115V116H55ZM73 115H75V116H73ZM81 115H80V117H81ZM105 115H107L106 117H104ZM108 115H109V117H108ZM122 116V117H119V119H121L122 120V122H121V120H120V122L118 121V119H117V116ZM186 115V114H185ZM212 115V114H211ZM215 115V114H214ZM227 115H228V113H227ZM232 115V114H231ZM259 115H261V117L263 118H258V116ZM9 116V115H8ZM13 116V115H12ZM48 116V117H49ZM165 115H163V117H164ZM199 116V115H198ZM220 115H216V117L215 118H217V117H219ZM222 116V115H221ZM220 116V117H221ZM235 116V115H234ZM248 116V115H247ZM166 117H167V115H166ZM177 117V116H176ZM186 117V116H185ZM187 117H188V114H187ZM219 117V118H220ZM223 118H226V115H225V117L224 116H222ZM227 117H229V116H227ZM238 118H240L239 116H237ZM244 117V118H243ZM7 118V117H6ZM12 118H15V117H12ZM21 118V117H20ZM27 118V117H26ZM25 118V119H26ZM27 118V119H28ZM55 119H56V117H54ZM150 118V119H149ZM152 118V119H153ZM154 118V119H155ZM174 118V117H173ZM199 118V117H198ZM201 118H202V114H201ZM206 118H208V119H210L209 117H207L206 116ZM212 118V117H211ZM218 118V119H219ZM232 118H233V116H232ZM237 118V119H238ZM258 118V119H257ZM9 119V118H8ZM17 119V118H16ZM18 119H19V117H18ZM22 119V118H21ZM33 119V120H34ZM86 119H88V120H86ZM89 119H90V123L93 125L92 126V128L87 124V122H89ZM163 119V118H162ZM184 119V118H183ZM229 119V118H228ZM234 119V118H233ZM235 119H236V117H235ZM234 119V120H235ZM12 120H15V119H12ZM37 120H40L41 122H37ZM123 120L125 121V122H123ZM174 120V119H173ZM172 120V121H173ZM185 120L186 119H184V121H182V122H185ZM213 120H215V119H213ZM219 120H221V119H219ZM219 120H217L218 122H223V121H219ZM231 120V119H230ZM233 120V121H234ZM26 121V120H25ZM29 121V122H28ZM73 121V120H72ZM87 121V122H86ZM152 121V120H151ZM153 121H155V120H153ZM152 121V122H153ZM205 122L204 123H206V120H204ZM229 121V120H228ZM228 121H227V124H231V122L229 121V123H228ZM232 121V123L234 124V122ZM236 121V120H235ZM246 121V122H247ZM44 122V121H43ZM86 122V123H85ZM94 122V123H93ZM169 122V121H168ZM188 123H189V125H190V122L189 121H187ZM185 123L186 125H188V123ZM194 121H191V123H193ZM199 123H200V121H198ZM208 123H210L209 122V120L207 121ZM225 122V121H224ZM240 122V121H239ZM246 122H245V124H246ZM34 123V124H33ZM53 123H55V124H53ZM73 123V124H74ZM82 123H84L85 124V126H87V129H88V127H90L88 130H91L92 132H89L87 129H86V127L84 126V124H82ZM116 124L118 127H119V125H120V127H122V129L124 130L125 129V132H127V135L125 134V132L123 133L124 134V136L125 137H122L121 138V141H122V139H126V141H128L127 139H130L131 140V138H133V135L134 134H137V135H134V137L135 136H137V137H139L140 139H138V141L136 142V144H133L134 145V151H133V153H132V148H131V146L129 147V145H131L133 142H134V140L136 139L137 140V137H135V139L132 141L131 140V142L132 143H130V142H126V143H128V144H124V142L122 141V143L120 142V137L119 136H123V134L122 135H118V133L119 134H121L120 132H118L119 130H122L120 127V129L119 130H117V128H115V125L114 124ZM171 123V122H170ZM180 123V122H179ZM203 123V124H204ZM215 123V124H214ZM226 123V122H225ZM236 123V122H235ZM155 124H158V123H155ZM154 123H153V128L156 126ZM182 124H184V123H182ZM184 124V125H185ZM193 124H195V123H193ZM192 124V125H193ZM211 124V123H210ZM213 124L214 125H216L217 124V122H214L213 121ZM229 124V125H230ZM232 124V125H233ZM245 124H242V125H245ZM71 127H70V126ZM112 125H114V127L112 126ZM166 125H168V124H166ZM185 125V126H186ZM195 125H197V124H195ZM219 125V124H218ZM231 125V126H232ZM235 125V124H234ZM238 125V123L235 125V126H237ZM239 125H240V123H239ZM64 126V127H63ZM67 126H69L70 127V130H69V132L72 134V135H69V137L67 138V137H65V136H67ZM85 127L84 129H86L84 132H83V130L84 129H82V127ZM116 126V127H117ZM164 126V125H163ZM204 126H206V125H204ZM226 126H228V125H226ZM59 127V128H58ZM60 127H62V128H60ZM95 129H94V128ZM151 127H152V125H151ZM169 127V126H168ZM167 127V128H168ZM183 127V126H182ZM190 127V126H189ZM207 127V126H206ZM222 127H225V129L224 128H222ZM35 130H34V129ZM116 130H115V129ZM158 128H160V130H161V126H159ZM163 128H165V126L163 127ZM170 128V127H169ZM205 128V127H204ZM228 128V130L227 131H229V129H231V127H227ZM60 129H62V131L63 132H65V130H66V135L64 136L65 137V139L64 140H61V138L63 137V133L62 134H59V135H62V137L61 136H59L58 135V131H60ZM65 129V130H64ZM114 129V130H113ZM185 129V128H184ZM250 129V128H249ZM260 129H258V130H260ZM126 130H128V131H126ZM156 129H154V131H155ZM160 130H157L158 132L160 131ZM167 130V129H166ZM173 130V129H172ZM173 130V131H174ZM180 130V129H179ZM187 130H188V128H187ZM224 130V131H223ZM238 130V131H239ZM78 131H82V133H85V135L83 134L82 136H86V135H88V136H86V139L88 140V141H85V142H90L89 140L92 138L93 139V137H94V139H95V137H96V135H97V144H96V141H95V143H93V145L91 144V143H83L81 140H79L78 139V141H76V139L75 138H77L76 136L77 135H79L80 136V134H77V133H79ZM113 131H117L118 133L117 134H114L113 133ZM168 131V130H167ZM167 131H166V133H167ZM180 131H183V130H180ZM235 131V130H234ZM251 131V130H250ZM254 131H256V130H254ZM77 132V133H76ZM88 132V133H87ZM129 132H134V134L132 133H130L131 134V136L132 137H128V138H126L128 135H129ZM150 132V133H149ZM162 132H163V129H162ZM170 132H172V131H170ZM233 132V131H232ZM253 132V131H252ZM60 133H61V131H60ZM70 133H68V134H70ZM81 133V134H82ZM95 134V136L94 135H91V134ZM116 133V132H115ZM155 133V132H154ZM153 133V134H154ZM159 133H161V132H159ZM164 133V132H163ZM162 133V134H163ZM188 133H190V132H188ZM237 133V132H236ZM260 133H262V132H260ZM172 134H173V132H172ZM220 135V134H222V138H227V140L225 139H223V141H221L222 143H220V144H222L221 146H216L217 147V152H216V154H215V156H218V158L219 159H221L220 161H222L223 160V156L226 154L227 156L225 157L226 159H228V161H227V163L228 162H230V160H233V161H231L230 162V165L228 164V168H226V167H224V168H219V169H216V168H214L213 169V166H216V165H213L214 163H212V161L211 160H208V157H210V155L209 156H206L205 154H206V151H205V154H204V156H202L203 154H201V152L203 151H199V154H198V152L196 153V147L198 148V146H202L201 148H203V146L204 147H208V146H210V144H211V147H213L212 146V139H213V137H215V135ZM248 134H249V132H248ZM106 135V136H105ZM110 137L111 136V139H113V138H118L119 140H117V139H115V141L118 143V144H114V149L112 148V144L115 142H113V140H111L108 136ZM115 135V136H114ZM150 135V136H149ZM156 135H158V134H156ZM160 135V134H159ZM164 135H166V134H164ZM174 135V134H173ZM240 135H241V133H240ZM55 136H57V137H55ZM58 136L60 137V138H58ZM79 136H78V138H79ZM106 137L103 141H111V142H113L112 144H110L109 142V144H108V146H106L107 144H105V142H103L104 143V145L103 144H100L99 143V141L101 142L102 140H100V138L101 137ZM117 136V137H116ZM149 136V137H148ZM154 137H155V135H153ZM161 136V135H160ZM163 136V135H162ZM167 136V135H166ZM243 136V135H242ZM250 136V135H249ZM63 137V138H64ZM83 137V138H84ZM87 137H89V139L87 138ZM153 137V138H154ZM165 137V136H164ZM241 137V136H240ZM48 138V139H47ZM150 138V139H149ZM166 138V137H165ZM234 138V137H233ZM246 139H248L249 137L247 136V137H245ZM252 138V137H251ZM261 138H263V137H261ZM261 138H259L260 139V141H261ZM85 139V138H84ZM85 139V140H86ZM110 139V140H109ZM124 139V140H125ZM162 139V138H161ZM242 139V138H241ZM240 139V141H243V140H241ZM246 139H244L245 141H247ZM253 139V138H252ZM251 139V140H252ZM47 140H49V142H47V143H45ZM76 142H75V141ZM129 140V141H130ZM135 140V141H136ZM158 140V139H157ZM164 140V139H163ZM222 140V139H221ZM234 140H236V139H234ZM249 140V139H248ZM250 140V141H251ZM79 141H81V142H79ZM151 141V142H150ZM218 141V140H217ZM253 141V140H252ZM259 141V142H260ZM93 142H94V140H93ZM153 142V143H152ZM169 141L167 142H164V143H166V146H169V145H167L168 143H170ZM174 142V141H173ZM231 142V141H230ZM229 142V143H230ZM254 142V141H253ZM49 143V144H48ZM107 143V142H106ZM130 143V144H129ZM217 143V142H216ZM226 143H228V142H226ZM156 145V147L154 146V148H153V150L154 149H157L158 150V152H157V150L155 151V152H157L158 153V155L160 156V157H158L157 158V153H155V152H153V150L151 149V147H152V145ZM187 144V145H186ZM214 146H215V141H214ZM218 144H219V142H218ZM250 144V143H249ZM253 144V143H252ZM124 145H126V146H124ZM128 145V146H127ZM162 145H164V147L162 146ZM217 145V144H216ZM242 145V144H241ZM105 146L107 147V148H105ZM116 146V147H115ZM118 146L120 147V149L118 148ZM180 147L182 150L184 149V147L185 148H188V150L187 149H184L183 151H181L180 150V148H178V147ZM187 146V147H186ZM231 146V145H230ZM238 145H236V147H237ZM240 146V145H239ZM243 146L245 147V145L243 144ZM254 146H255V144H254ZM261 146V145H260ZM259 146V147H260ZM97 147H99V148H97ZM124 147H125V149H124ZM126 147H128V148H130V149H128V148H126ZM163 147V148H162ZM176 147L178 148L177 150H179V151H177L176 152V150H175V152L176 153H180L179 155H178V157H176V155H174L175 154V152L174 153H171V151L173 152V150L174 149H176ZM190 147V148H189ZM256 147V146H255ZM117 148H118V150H121L122 152V154L125 156V155H128V154H130V156L128 155V158H129V162L128 161H126L127 162V164H129L128 166H129V168H130V170H128L127 171V173H125L124 174V172L122 173L121 171V174L119 173L118 174V171L116 170V165H115V163H114V165L115 166H113V164H112V166L113 167H115V169L113 168V170H112V167H110L111 168V170H107L108 168H106V165H105V167H104V165H102V164H104V158H102V160L101 159H99L100 158V154L103 152H108L109 154H111L112 153V155H106V156H111V158H119V156H123L122 154L120 155V151H119V153H118V150H117ZM160 148H162L161 150L164 152V150H165V153L166 154H164L163 152L161 153L160 151ZM200 148V147H199ZM226 148V147H225ZM247 148H249V146L247 147ZM81 150V153L79 154L78 152V150ZM127 149V150H126ZM164 149V150H163ZM166 149H168V151L166 152ZM210 149V148H209ZM208 149V150H209ZM251 149V150H250ZM250 151H252V147H250ZM263 149V148H262ZM73 150H77L78 152V154L79 155H73V157L72 158H70L69 156H68V152H72ZM105 150H108V151H105ZM123 150L125 151V152H123ZM160 150V151H159ZM185 150H187V151H185ZM204 150H206V149H204ZM215 150H216V148H215ZM227 150V149H226ZM231 150V149H230ZM229 150V151H230ZM237 150H238V148H237ZM240 150V149H239ZM248 150V151H249ZM264 150V149H263ZM116 151H117V153H116ZM236 151V150H235ZM246 151V150H245ZM248 151H246V152H248ZM254 151V150H253ZM75 151H73L72 152V154L74 153ZM159 152L161 153V155L159 154ZM204 152V151H203ZM213 153H215L214 152V149H213V151H212ZM234 151H232L231 153H233ZM132 153V154H131ZM153 153H155L156 154V156H153L152 154ZM227 153H229L230 155H228ZM235 153V152H234ZM251 153V152H250ZM250 153L248 152L247 153V156L249 155V157H250ZM258 153H259V151H258ZM72 154H70V155H72ZM75 154V153H74ZM154 154V155H155ZM209 154V153H208ZM220 154H223V156L222 155H220ZM236 154H237V152H236ZM115 155H119V156H115ZM211 155H212V153H211ZM214 155V154H213ZM221 157H220V156ZM105 156V155H104ZM114 156V157H113ZM123 156V157H124ZM256 156V155H255ZM102 157V156H101ZM120 157V158H121ZM122 157V158H123ZM126 157V156H125ZM151 157V158H150ZM153 157H156L157 159H159V162H160V160H162L161 161V163L163 162V166L162 167H160V168H158L157 167V165H156V162H155V165L153 166V161H152V159H153ZM228 157V158H227ZM229 157H231V158H229ZM110 158V159H111ZM117 158V159H118ZM121 158V159H122ZM176 158H178V160L176 161ZM203 159V161H201L202 159ZM215 159H218L217 157H214ZM192 159H194V160H192ZM230 159V160H229ZM199 161L198 162V164H201V165H196L195 163H196V161ZM253 160H255V159H253ZM261 160V159H260ZM262 160H264V159H262ZM261 160V161H262ZM99 161H101L102 162V164L99 162ZM187 161V163H188V161L194 166V165H196V166H192L193 168H191L189 165H190V163H188L187 165H184V163ZM201 161V162H200ZM205 161V162H204ZM207 161L209 162V163H211L212 164V168L211 167H209V166H211V164L208 166V163H207ZM225 161V162H226ZM260 161V162H261ZM107 162H108V160H107ZM107 162H105V164L107 163ZM121 162V164L122 163H124L125 161H120ZM184 162V163H183ZM192 162H195V163H192ZM215 162V161H214ZM217 162V161H216ZM49 163H55V166H54V164L53 165H50ZM112 163V162H111ZM218 163V162H217ZM224 163V162H223ZM243 163H245V164H243ZM251 163V162H250ZM120 164V163H119ZM120 164V165H121ZM126 164V163H125ZM180 164H182V166L180 165ZM220 164V163H219ZM225 164V163H224ZM223 164V165H224ZM249 164V163H248ZM247 164V165H248ZM253 164V163H252ZM251 164V165H252ZM253 164V165H254ZM47 165H49V167L47 166ZM119 165V166H120ZM250 165V164H249ZM259 165V164H258ZM257 165V166H258ZM261 165V164H260ZM44 166V167H43ZM45 166H47L48 168H46ZM52 166H54L53 168H52ZM110 166V165H109ZM108 166V167H109ZM121 166H125L124 164L123 165H121ZM127 166V167H128ZM198 166V167H197ZM200 166H202V167H200ZM225 166H227V164H225ZM256 166V167H257ZM263 166V165H262ZM10 167V168H9ZM122 167V168H123ZM156 167V168H155ZM195 167H197L198 168V170H195L196 168ZM218 167H222V163H221V165H219ZM109 168V169H110ZM121 168V167H120ZM210 168V169H209ZM263 168V170H264V167H262ZM127 169V168H126ZM156 171H155V170ZM201 169V170H200ZM243 169H245V166H243V168L242 169H240V170H243ZM247 169H245V171L247 170ZM261 169V168H260ZM152 170H153V172H152ZM200 170V171H199ZM214 170V171H213ZM216 170H218V171H216ZM262 170V171H263ZM146 172L145 173V175H143V173H140V172ZM86 172H87V174H86ZM259 172H261V171H259ZM132 173H134V175L132 174ZM137 173H140L141 174V176H146L147 174V178H144L143 177V179H142V177L141 178H139V179H136V178H138V177H135V175L137 174ZM152 173H154V177H152L151 178V176H152ZM157 173V174H156ZM250 173H249V175H250ZM257 173V174H256ZM263 173H264V171H263ZM129 174H131V175H129ZM139 174V175H140ZM161 174V175H160ZM149 175H151L150 177H149ZM160 175V176H159ZM155 176H158L159 178H157V177H155ZM252 176V175H251ZM251 176H249V177H251ZM256 176V177H257ZM255 177V178H256ZM86 178V179H85ZM252 179H253V177H251ZM263 178V177H262ZM251 179V181H250V183H249V181H247L246 180V182L248 183V184H244V185H242V187H244V186H247V188H249V187H252V184H255L254 182H253V180H257V179H253L252 180ZM262 180V179H261ZM261 180H260V182H261ZM184 181H186L187 183L186 184H192V185H194V186H197V188H200V187H202V188H200V189H202V193H198L197 191H199L200 189H197V191H196V187H194L195 188V190H193L194 188L191 186L190 188H189V186L187 187H182V186H185L186 184H185V182ZM167 182H170V184H171V182H172V186H173V182H175V184H174V186H173V189H177L178 188V185H180V187H179V189L177 190V191H175V192H171V190H173V189H171V188H169V189H171L170 191H168V186L166 185L167 184ZM189 182V183H188ZM184 183V184H183ZM258 183V182H257ZM181 184H183V185H181ZM250 184V185H249ZM259 184V183H258ZM249 185V186H248ZM164 186H167V187H164ZM175 186H177V188L175 187ZM254 186V185H253ZM175 187V188H174ZM212 187H213V189H212ZM256 189H257V187L259 188L260 187V185H258L257 187H256V184H255V186H254ZM253 187V188H254ZM164 188V189H163ZM193 188V189H192ZM217 188V187H216ZM219 189H222V186H220V187H218ZM227 188H229V185H228V187ZM247 188L246 189H243V190H245L246 191V193H247ZM252 188V189H253ZM254 188V189H255ZM114 189L117 191V192H114ZM167 189V190H166ZM234 189V188H233ZM260 189V188H259ZM238 190V191H237ZM237 190H235V191H237L238 193H239V189H237ZM242 190V191H243ZM262 190V189H261ZM220 191H221V193H220ZM222 191H223V193H224V190H219V193L220 194H222ZM227 191H229V190H227ZM227 191H225V192H227ZM234 190H233V192H235ZM256 191V194L255 193H253L254 191H252V195L254 194V198H257L255 195H257V193L259 194L260 192H257V191H259V190H255ZM200 192H201V190H200ZM230 192V191H229ZM218 193V194H219ZM228 193V192H227ZM227 193H225V195L227 194ZM237 193V194H238ZM214 194V197L212 196ZM236 194V193H235ZM236 194V195H237ZM244 194V193H243ZM229 195H231V200H232V195H233V193L232 192H230L227 196H229ZM245 195H249V193L248 194H245ZM252 195L250 196L251 197V199H252ZM264 195V194H263ZM222 196V195H221ZM234 196V195H233ZM238 196V195H237ZM241 196V195H240ZM240 196H238L239 198H241ZM212 197V198H211ZM222 197H224V195L222 196ZM246 197V196H245ZM248 197V196H247ZM249 197V198H250ZM260 197V196H259ZM263 197V196H262ZM213 198H214V200H213ZM220 198V197H219ZM235 197H233V201H234V203H235V199H234ZM244 198V195L242 196V199L240 200L241 201V203H243V200H245V198ZM253 198V199H254ZM198 199V200H197ZM216 199V200H217ZM224 199H226V200H228L229 199V197H228V199H227V197H224L223 198V200L222 201H224ZM196 200L198 201V203L196 202ZM225 200V201H226ZM231 200H230V202H231ZM239 200H238V202H239ZM255 200V199H254ZM260 200H261V197H260ZM194 201H195V203H197V204H195L194 203ZM200 201V202H199ZM246 201V200H245ZM244 201V202H245ZM250 201V200H249ZM112 202H116L117 204H114V203H112ZM228 202H229V200H228ZM228 202L226 203V205L228 204ZM230 202H229V204H230ZM251 202V201H250ZM254 201H252L251 203H253ZM262 202V201H261ZM192 203H194V204H192ZM201 203V204H200ZM210 203V204H211ZM222 204H224L225 202H221ZM232 203V202H231ZM200 204V205H199ZM244 204V207H245V203H243ZM260 204L261 203H259V205L258 206H260ZM264 204V203H263ZM113 205V206H112ZM199 205V206H198ZM226 205H221V207L223 208L224 207V209L226 208ZM233 205V203L231 204V205H228V207L226 208V209H229L228 211H229V213H231V211H233L234 212V209L233 208H235V207H238V208H240V207H242V206H238V204H237V206H236V203L233 205V206H235V207H231ZM240 205V204H239ZM252 205V204H251ZM255 205V204H254ZM187 208L186 209V211H184L185 210V207ZM216 206H218V204L216 205ZM253 206V205H252ZM251 206V213L254 211V210H252V207ZM262 206H264V205H262ZM262 206H260V208H262ZM134 207V208H133ZM136 207H138V209L136 210ZM183 207H184V210H183ZM231 209H230V208ZM247 207V206H246ZM245 207V209H246V211H249V208L247 207L246 208ZM249 207H250V205H249ZM255 208V210H256V206H254ZM182 208V209H181ZM212 208H214L215 209V207H212ZM259 208V207H258ZM259 208V209H260ZM197 209V208H196ZM209 209V210H208ZM218 209H219V207H218ZM237 209V208H236ZM248 209V210H247ZM259 209H258V211H259ZM89 210V211H88ZM162 210H164L165 211V213H163L162 212ZM212 210V209H211ZM231 210V211H230ZM238 211H239V209H237ZM261 210L262 209H260V213H262V215L264 216V211H262L261 212ZM91 211V212H90ZM161 211V213H163L164 214V216H163V214L162 215H160L159 214V212ZM171 211V210H170ZM190 211V210H189ZM213 211V210H212ZM218 211V210H217ZM243 211V210H242ZM257 211V212H258ZM177 212V211H176ZM175 211H174V213H176ZM179 212V211H178ZM177 212V213H178ZM219 212H220V209H219ZM226 212V213H225ZM240 212H241V210H240ZM238 213L239 214V216H238V220H236L237 222H239L240 223V221H242V220H239V219H243L244 218V216H245V218H247V215L248 214H250V215H255V214H251V213H246V215L244 214H242V215H240L241 213ZM190 213V212H189ZM207 213V212H206ZM206 213L204 214V215H206ZM224 213L227 215L228 214V212L227 211H224ZM243 213H244V211H243ZM254 213V212H253ZM256 213V212H255ZM194 214H196V213H194ZM199 214V213H198ZM213 215H212V217L210 218L211 220H209V221H211V224L214 222V221H216L217 222V219H220V218H218V216L216 217V214H215V217H214V213H212ZM220 214V213H219ZM224 214V215H225ZM0 215H2V214H0ZM174 215V214H173ZM176 215V220L177 219H180V220H183V219H181L177 214H175ZM174 215V216H175ZM190 215V214H189ZM188 215V216H189ZM201 214H199V216H200ZM250 215H248L249 217H250ZM4 216V215H3ZM186 216H187V214H186ZM187 216V217H188ZM197 217H198V215H196ZM195 216V217H196ZM207 216H209V214L207 215ZM220 216H221V214H220ZM241 216H243V217H241ZM257 216H261V215H259V212H258V214L256 213V217ZM169 217V216H168ZM178 217V218H177ZM187 217H184V221H185V219H187ZM195 217H193V218H195ZM214 217V218H213ZM174 218V217H173ZM172 218V219H173ZM189 218H190V216H189ZM187 219V220H191V219ZM202 218H204V217H202ZM205 218H208L209 219V217H206L205 216ZM229 219H227V221L225 220V222H228V220L230 221V219H232L230 222L231 223H233L235 220L232 218V217H228ZM255 218V217H254ZM258 218V217H257ZM260 218V217H259ZM262 218V217H261ZM3 219V220H2ZM195 219H197V218H195ZM212 219H214L213 220V222H212ZM216 219V220H215ZM250 219H251V217H250ZM264 219V218H263ZM173 220H175V218L173 219ZM200 220V219H199ZM198 220V221H199ZM203 220V219H202ZM224 220V219H223ZM256 220V219H255ZM195 221V220H194ZM207 221V220H206ZM220 221V220H219ZM218 221V222H219ZM247 221V220H246ZM250 220H248V222H249ZM251 221H253V220H251ZM258 221H260V220H258ZM164 222V223H163ZM188 222V221H187ZM216 222H214L213 224V227L215 226V231L217 232V230H219L220 228H219V225L216 223ZM223 222V221H222ZM229 222V223H230ZM254 222V221H253ZM252 222V223H253ZM262 222H263V220H262ZM167 223H168V225L169 226H171V227H175V229H174V231L172 230V228H170V227H168V228H166V226L165 225H167ZM186 223V222H185ZM184 223V224H185ZM190 223V222H189ZM193 223V222H192ZM206 223V222H205ZM207 223H208V221H207ZM215 223L217 224V226H218V228H216L217 226L215 225ZM224 223V222H223ZM231 223L229 224V225H231ZM236 222H234V224H235ZM260 223V222H259ZM258 223V224H259ZM201 224V223H200ZM241 224V223H240ZM244 224H245V222H244ZM251 224V223H250ZM249 224V225H250ZM254 224V223H253ZM189 225V224H188ZM202 225V224H201ZM225 225H226V223H224V225H223V229L222 230H224V229H226L227 228V226L225 227ZM228 225V224H227ZM236 225H238V224H235V226ZM248 225V224H247ZM186 226V225H185ZM206 226V225H205ZM204 226V227H205ZM243 226V225H242ZM245 226H246V224H245ZM201 227V226H200ZM241 227V226H240ZM244 227V226H243ZM243 227H241L242 229H243ZM141 230H140V229ZM178 228V229H177ZM185 228V227H184ZM183 228V229H184ZM252 228V227H251ZM171 229V231H169ZM195 229V228H194ZM241 229V230H242ZM257 229V228H256ZM255 229V230H256ZM143 230V231H142ZM169 231L170 232V237H169V233L167 232V231ZM180 230H182V229H180ZM199 230V229H198ZM197 230V231H198ZM202 230V229H201ZM203 230H204V228H203ZM253 230V229H252ZM254 230V231H255ZM259 230V229H258ZM136 231V232H135ZM138 231V232H137ZM205 231H207V230H205ZM220 231L221 230H219L216 234H218V233H220ZM248 231L249 230H247L246 231V233L248 234V236H250L249 234H251V233H253L252 231H251V233H248ZM257 231V230H256ZM256 231L254 232V234L256 233ZM23 232V233H22ZM139 232H142L141 234L139 233ZM164 232H166V233H164ZM180 232V231H179ZM178 232V233H179ZM182 232V231H181ZM210 232V231H209ZM213 232V231H212ZM19 233V234H18ZM168 233V234H167ZM177 233V234H178ZM205 233H207V232H205ZM214 233V232H213ZM212 233V234H213ZM224 233V232H223ZM223 233H222V231H221V234L223 235ZM242 234H243V231L241 232ZM162 234H164L165 236L166 235H168V236H166V237H164V239H166L167 237H169V240L168 239H166V241L167 242H165V240L164 241H160L161 239L160 238H163V237H161L162 236ZM174 234V233H173ZM199 234H200V232H199ZM215 234V235H216ZM247 234H246V236H247ZM23 235V238L21 237ZM90 235V236H89ZM163 235V236H164ZM179 235H181V233H179ZM202 235V234H201ZM244 235H245V233H244ZM243 235V236H244ZM251 235H253V234H251ZM159 236V237H158ZM173 236V235H172ZM240 236V237H239ZM237 238H240V240H242V239H245L244 237L242 238L241 236L242 235H239ZM255 236V235H254ZM25 237V238H24ZM87 237V238H86ZM202 237V236H201ZM200 237V238H201ZM204 237V236H203ZM219 237H221V236H219ZM224 237V236H223ZM87 240H86V239ZM156 238L158 239V240H156ZM173 238H174V236H173ZM198 238V237H197ZM222 238V237H221ZM242 238V239H241ZM196 239V238H195ZM216 239V238H215ZM78 240H80L81 242V244L79 243V241ZM155 240H156V242H155ZM172 240V239H171ZM173 240H175V239H173ZM198 240H200V239H198ZM201 240H202V238H201ZM200 240V241H201ZM225 240V239H224ZM239 240V241H240ZM243 241V240H242ZM142 242V244H140ZM158 242L160 243V242H163V243H165L164 245L166 246H164V247H162L163 245V243H161L160 245L158 244ZM173 241H171L170 242V244L172 243ZM224 242V241H223ZM23 243V244H22ZM26 243V244H25ZM198 242H196V244H197ZM202 244H203V241L201 242ZM205 243V242H204ZM212 243V242H211ZM210 243V245H212ZM248 243V242H247ZM246 243V244H247ZM79 244V245H78ZM138 244H139V246H138ZM153 244H156V245H158L157 247L159 248H161V249H158V248H156L155 246L156 245H154L153 247H152V245ZM206 244V243H205ZM221 244V243H220ZM249 245H250V243H248ZM81 245V246H80ZM138 247H137V246ZM214 245H215V243H214ZM213 245V246H214ZM80 246V247H79ZM140 246V247H141ZM196 246V245H195ZM206 246V245H205ZM217 246V245H216ZM219 246H221V245H219ZM152 247V248H151ZM199 247H201V246H199ZM209 247V246H208ZM208 247H207V249H208ZM211 247V246H210ZM209 247V248H210ZM251 247V246H250ZM149 250H148V249ZM214 249H215V247H213ZM217 248H219V247H217ZM79 249V250H78ZM146 249L148 250V251H146ZM164 249H166V251H164ZM198 249V248H197ZM214 249H211L212 251H214ZM151 250H155V251H151ZM159 250V251H158ZM203 249H201V250H199V251H202ZM210 250V249H209ZM217 250V249H216ZM150 251H151V253H150ZM158 251V252H157ZM218 251V250H217ZM133 252H132V255H133ZM154 252V253H153ZM156 252H157V254H156ZM160 252V253H159ZM173 252H174V250H173ZM173 252L172 253H170V255L169 256H172L171 254H173ZM176 252V251H175ZM175 252H174V254H175ZM224 252V251H223ZM167 253H169V252H167ZM166 253V254H167ZM219 253H221V252H219ZM151 254H152V256H151ZM178 253L176 252V255H177ZM217 254V253H216ZM216 254H215V256H216ZM222 254V253H221ZM134 255H133V258H134ZM145 255V256H144ZM158 255H160V256H158ZM176 255H173L172 256V258H174ZM218 255V254H217ZM231 255V254H230ZM125 256V255H124ZM125 256V257H126ZM148 256V255H147ZM158 256V257H157ZM169 256H168V254H167V258H168V260L167 261H171L172 262V258H170L169 259ZM191 256V255H190ZM115 257V258H114ZM177 257L178 256H176V260L175 261H180V257L181 256H179V260H177ZM221 257V256H220ZM223 257V256H222ZM230 257V256H229ZM91 258V259H90ZM118 258V257H117ZM116 258V259H117ZM119 258H121V256L119 257ZM148 258V257H147ZM160 258V259H159ZM218 258V257H217ZM227 258H228V256H227ZM232 258V257H231ZM114 259V260H113ZM127 259H129V258H127ZM141 259V258H140ZM161 259V260H162ZM164 259V260H165ZM214 259H216V257L214 258ZM220 259V258H219ZM213 260V259H212ZM211 260V261H212ZM224 260H226V259H224ZM127 261V260H126ZM146 261H148L147 263H146ZM184 261V260H183ZM218 261H221V260H218ZM101 262V263H100ZM117 262V261H116ZM130 261L128 260L127 261V264L129 263ZM152 262V261H151ZM151 262H149V264L151 263ZM173 262H174V260H173ZM177 262H174V263H172V264H177ZM186 262V261H185ZM217 262V261H216ZM222 262V261H221ZM97 263V262H96ZM110 264H111V262H109ZM108 263V264H109ZM125 263V262H124ZM123 263V264H124ZM154 263V262H153ZM153 263H151V264H153ZM168 263H170V262H166V261H163V263H161V264H168ZM179 263V262H178ZM214 263V262H213ZM92 264H94V263H92ZM113 264H115V263H113ZM129 264H135V263H129ZM157 264H160V263H157ZM171 264V263H170ZM181 264H182V262H181ZM216 264V263H215Z\"/></svg>",
    "mask_w": 264,
    "mask_h": 264
},
{
    "label": "rangeland",
    "instance_id": "rangeland-1",
    "mask_svg": "<svg viewBox=\"0 0 264 264\" xmlns=\"http://www.w3.org/2000/svg\"><path fill=\"white\" fill-rule=\"evenodd\" d=\"M11 2H9V0H0V44L2 45V47H4V50H3V52L5 53V51H6V55L5 54H3L2 53V51H0V53H2L3 55H0V75H2V76H0L1 78H0V92L2 91V92H4L3 91V89L5 90L6 89V87H7V89L5 90V91H7V90H10L11 88H14L15 89V86L14 85H16V89H17V84H19V80H22L21 78H23V83L21 84L20 83V85H19V88H18V91L17 90H12L11 89V94H13L12 96H11V94H10V92L8 93L9 94V96H8V94L7 93H5V95H3L2 94V96H1V93H0V115H2V116H4V118L3 117H0V118H3V120L2 119H0V120H2V122H4V119H5V121L6 122H4L5 123V125L7 124V122H9V121H13L14 123H19L20 121L21 122H27V120H30V118H31V120H30V122L32 123V121H34V125L33 126H35L34 128H37V127H39V124L41 125V123H45L46 124V122L47 123H51L52 124V122H55L56 121V124H58L59 123V121H58V119L59 118H61V121L63 120V118L64 117H66V115L65 114H63V112H67V111H69V112H71L72 110H75V111H77V109H79V107H77V108H74V109H72L71 108V110H70V108H68V107H71V106H69V104H66L67 105V109L63 106V104H61V106H63L62 108H63V111H62V109H61V107H58L57 105H59L60 106V103H64L63 101H64V98L66 97H64L63 95H62V93L63 92H61V93H58V96H60L59 94H61L62 95V97H61V99H63V101H61V99L58 97V99H59V101H58V104H55V99L54 98H56V100H57V95H53V94H47V96H46V94H45V97H48V101H47V99L45 98H39V100H42V99H44V101H43V103H41V101H37L38 100V96L42 93V95L44 94L43 93V90L41 91V93H40V90L39 89H41V88H39L38 87V85H39V83H37V82H32L33 84H30L31 82H30V79L31 78H29V80H27V81H29V84H30V86L31 85H33V87H35V85L37 84V87L38 88H36L35 87V89H38L37 91H39V92H37L36 91V94L38 93V96L35 94V91H33V87L31 88L29 85H27V81L25 80V77L27 76V75H25V74H29L28 76H32V77H37V76H39V77H41L40 75L42 74L41 72H40V74L38 73H35L34 71L32 72V70H33V66H34V68L36 67L35 65H36V63H37V60L40 58L41 59V57L45 54V52L47 53V54H45V55H47L48 57V59L50 60H52V58H49V55H50V57H52L51 56V54L52 55H54V56H56V55H61V57H63L64 59L63 60H65L66 59V61H67V63L65 62V61H63L62 60V58H61V60H59L60 58V56H57V57H55L54 58V56H53V62L55 61V63H63V62H65L66 63V66H67V64H68V60L69 59H71V57L70 56H76L74 53H73V51L75 50V51H80V53L81 52H83V51H85L86 49H89V52H91L92 53V51L94 50V48H98L96 51H98L97 52V54L100 56V59H102V57L101 56H103V52L101 51V50H103V51H105L106 49H107V52H104L105 54H106V58L108 57L107 56V54L109 55V54H111V56H113V58H114V56H115V60H116V57H117V55H119V54H123L122 55V57H121V55H119L121 58H120V60L121 59H123L124 57L123 56H125V58H127V56H133V55H135V56H133L131 59H134L133 61H135V62H133L129 57V60H131L130 61V63L125 59V63L123 64V67L125 66V68H126V65H128L129 67H127L128 69H131L130 71H132V70H134L133 68H135V67H133V65L134 64H136L135 66H136V68H142V70L141 71H143V69H145V67H143V64L144 63H146L147 61L146 60H148V61H151L152 59L150 58V57H153V55L152 56H150L149 58H150V60H149V58L147 57L148 55H147V53L148 54H160L159 52H158V50H160L161 48H162V46L160 47V46H155V47H157V48H159V49H157V48H152L153 50H151L149 47H150V45H152L153 44V47H154V45H157V44H159L158 43V41H160V35H161V37L163 36L164 37V39H166V38H169V36L171 35V32H169V30L166 28V26H165V24H164V22L162 21L163 20V16H165L167 13L169 14V10H168V12H167V9H168V7H167V9H165L166 8V6H168L167 4H169V3H171L170 1H172V0H169V3H167V1H164V0H155L156 2L158 1V3H164V4H166V6H164V4H163V8L166 10V12L165 11H163V12H165L166 14H162V15H160V17L162 18V20H160L161 18L159 17V12L160 11H162V10H157V9H160L157 5H158V3H156V5L155 6H157V9H156V11H157V14H156V12H154V14H153V9L154 8H156V7H154V5H153V7H152V9H148L149 8V6H150V4H147L148 6H145L146 4H145V0H141V2H143L144 4H139L140 2H138V0H131V2H129V4L130 3H132V5H133V2L135 1L136 2V4H137V2H138V5H142L141 7L140 6H136V4H135V8L137 7V9H135L134 8V5H133V7H132V5H131V7L133 8V9H135V11L132 9V8H130V9H132V10H129V7H130V5L129 4H127L128 3V0H122L121 2H120V4H119V1L120 0H117V2H116V0H115V2H114V0L112 1V0H107V1H110V2H107L106 0H96L97 1V3H94L95 2V0H93V3L95 4V7H92V6H94L93 4L91 5V7H90V3H89V1H91V0H87L88 1V4H86L85 3V0H84V4L83 3H81L79 0H77V1H79L81 4H83L82 6H83V8L82 9H80L82 6H80V3L78 2L77 4H78V6H77V4H76V2H74L73 0H22V2H20L21 0H19V3H21V4H19L18 3V0H10ZM86 1V2H87ZM103 1H106V2H104V3H101V2H103ZM125 1H127V2H125L126 4H127V7H126V4L124 3ZM130 1V0H129ZM148 1H150V0H147L146 1V3H148ZM152 1V0H151ZM154 1V0H153ZM163 1V2H162ZM174 1V0H173ZM178 3L181 1H178V0H176ZM186 2L188 1V0H185ZM195 1H197V0H195ZM194 0H192V1H188V2H191V6H192V3L193 2H195ZM202 1V0H201ZM201 1L200 0H198L197 2L199 3V4H203V3H205V2H203V1H205V0H203L202 1V3H201ZM216 0H207L206 1V4L207 5H205V6H207L206 8H205V10L207 11H209V9H210V11H214V10H216V11H214L213 12V17H214V19H211V17H212V15L211 14H209V12H208V15H209V18H210V20L211 21H208L209 23H213V21H217V23H215V25H213V26H215L214 28H215V30L213 29V27H212V29L213 30H211V31H213V33H215L214 35H211L212 37H208V34L207 35H205L204 33L205 32H203V33H201L200 32V29L198 28V34H200V35H198L199 37H197V38H200V39H202V41H203V39L206 41L208 38L209 39H214L215 38V40L217 39V38H224V39H222L224 42H225V44H226V48L228 49H225V47H224V42L220 39V41H219V43L218 44H214V45H217V48L218 49H220L221 50V48H222V50L221 51H223L224 52V50H225V53H227L226 55H228L229 53L228 52H230V55L229 56H226L223 52V54H224V57L225 58H227V59H229V58H231V59H229V60H231V62L234 64V62H235V60H236V62L235 63H237L238 64V61H239V64L237 65V64H234V65H237V66H239L240 67V69H239V67L238 68H236L237 66H235L234 68H233V66L232 67H229V69H227V67L225 68L223 65H222V67L220 68V70H221V72L220 71H218V72H220V73H218V75L220 76L221 74V76L220 77H218V75H216L215 77H216V80L217 81H215V83H214V78L215 77H213V80H212V78L210 79H208V80H206V82L208 81V82H210V84H212V83H214V84H212V85H214V87L215 88H217L216 90H217V92L219 91V90H225L224 92L225 93H223V91L221 92V94L218 92H215V88L212 86V85H208V88H211V89H209L208 90V88L205 90V92H204V89L202 90V92H200V93H198V95H196V93H195V95H192V94H189V95H185L184 97H185V99H187L188 100V104H186L185 103V105H186V107L184 106L183 107V105L180 107L179 106V109L181 110V111H179L178 113L176 112V113H174L175 111H170V110H172L173 108L170 106V104H172V103H169V105L168 106H170V107H165V109L164 110H162L160 113H154V114H160V116H162V118H161V121H160V118L158 119V120H156V118L154 119L153 117H152V115L150 116V118H151V120L153 121V120H155V121H151L150 120V122H149V124H147L148 125V128H149V131L150 130H152L153 132H149L150 133V137L152 138V139H150V140H154L155 138H157V137H160V138H157L156 139V141H159V142H161L160 140H162V143L165 145V147L167 148V147H170V148H168L169 149V151L173 148V147H171V142L170 141H172V143H173V145L172 146H174V145H176L175 143L177 142L176 140H177V135H182L183 133L182 132H184L185 130V132L184 133H186L187 134V136L186 135H184L185 137H188V135H191L192 133V131H193V126H195V128H197L196 126H198V128L200 127V129H202L201 131H205V129L206 130H208V128L209 129H213V131L214 132H216L217 130H222V129H219L220 128V125L221 126H223L224 124V126L226 127V129L228 130V128L227 127H231V129H229V131H227L226 129H225V127H222V128H224L225 130H226V132L228 133L229 132V135H231V136H233V137H231V139H230V141L229 140H227V138H222V134H216L215 135V137H213V139H212V146L213 147H211V144H210V146H208L207 148L206 147H204L203 146V148H201L202 146H198V148L196 147V153L198 152V154H199V151L201 150H203L202 152H201V154H203L202 156H204V154H205V151H206V156H209L210 155V157H208V160H211L212 161V163H214L213 165H216V166H213V169L214 168H216V169H219V168H224V167H226V168H228V164L230 165V162L231 161H233V160H230V162H228L227 163V161H228V159H226L225 157L227 156L226 154L223 156V154L226 152V151H228V152H230V154H232V155H230L229 153H227L228 155H230L231 157H233V156H236V155H240L241 153V155L243 156L242 157V159L244 158V155H243V153L246 155V157L248 158V159H250V160H247V161H250V162H246L245 161V163H243V164H245V165H242L241 166V168L240 169H242L243 168V166H245V169H247L248 167L249 168H252L251 169V172L252 171H254V169H256V172H257V170H258V174L260 173V175L261 176H254V174H255V172L252 174V173H250V175H249V173L248 174H246L247 172H248V170L249 169H247L246 171H245V169H243V170H240L239 169V172H241L242 173V171H244L243 173H245L246 175H248L247 176V178L245 179V183L244 184H248L247 182H246V180L247 181H251V177H253V179H257L256 181L255 180H253V182L256 184V187L258 186V185H260V189L257 187V189L254 187L255 186V184H252V187H249V188H247V186H244V187H242V185H244V184H241L240 186H239V188H237V189H239V193L237 192L238 190L236 189V187H237V185H235L236 187H234V185H233V187H232V189H230L231 188V186H230V184L231 183H228V184H226V183H223L222 185H216V186H213L214 187V189H213V187H212V189L214 190V191H216V189H218V191L217 192H215V197H218V195H219V197H218V199L217 198H215V200H214V198H213V200H214V203L215 202H217L218 200V203H216V205L218 204V206H216V205H212L213 204V202L211 203V202H208L209 204H208V207H211V209L213 210H211L210 209V212L208 213V211H207V207H204L205 208V211L203 210V208H202V206H204V204L202 205V206H200L201 207V209L200 210H198L199 209V207H197V205H195V204H197L198 203V199L196 200V202L197 203H195V201H194V203H192V204H194L195 206H196V208L195 207H193V206H191V204H186V205H189L190 207H192L191 209L189 208V210L185 207V210H184V207H183V210L184 211H186V209H187V211L185 212V215H184V217H187L189 214V216H190V218H189V216L187 217V219L189 218V219H191V220H187V219H185V221H184V217L183 218H181L183 215H182V213L180 214V212H181V210L180 209H178V210H175L174 209V211L176 212V213H174V211H172V209H165V210H167L168 212H166L165 213V211L164 210H162V212L163 213H165V215L167 216V218L165 217L164 218V220L166 219L167 221L170 219L171 221H169V223L172 225V223L171 222H174V225H172V226H175V224H177L176 225V227L178 226V223H176L177 221L179 222H181V223H183V224H180L181 226L180 227H182V228H180V229H182V230H180V229H178V231L176 232H173L172 234H171V237H170V232L169 231H171V229L169 230V231H167L168 233V235H169V237L172 239H170V241H166V239H168L169 240V237H167L166 239H164V237H166V236H168V235H164V234H162V236L161 237H163V238H160L161 240L160 241H164L165 240V242H167L166 243V246H168L167 244L169 243V246L167 247V248H169L170 247V245H172L171 247L173 248L172 249V251H171V249H170V251H168L167 250V252H169V253H167L168 254V256L170 255V253H172L173 252V250H174V252L176 251L178 254L176 255V252H175V254H174V252H173V254H171L172 256L173 255H176V256H178L177 257V260H179V256H181L180 258V261H175L176 260V256L174 257V258H172V256H169V259L170 258H172L173 260H174V262H177V264H181V262H182V264H264V216L262 215V211H264V206H262V205H264L263 203H264V173H263V168L262 167H264V160H262V159H264V131H262L259 127L258 128H256V129H252V127H254V122H257V125L259 124L258 122L259 121H254L253 122V120L252 119H250V121H249V119H248V121L244 118V117H250V115L249 114H246V113H244V119L243 120H245L244 121V123H242L243 121H241V116H243V114H241V113H239V112H237V114H239V115H236V113L234 112V111H230V109H233V108H235L236 106H237V108L239 107L240 109H242L241 107H242V104L241 105H239V103L237 102L236 103V101H234V99H236V98H247L248 97V94L249 93H251V92H253V93H251L250 94V96L254 99L255 98V96H256V94H255V96L253 97L252 95L254 94V92H256L260 87V84H258V83H260L261 81V79H260V76H261V78H263L262 79V81L264 80V76H262L263 74H264V72H262L261 73V71H264V55H261L260 56V54L262 53L263 54V52H264V42H262V40L264 39V35H262V34H264V28H262L263 26H264V20H260V19H264V18H261V17H254V18H256L255 20H253L254 22H258V24L257 25H259V26H257V25H255V28H257L258 29V27H259V32H258V34H255L254 32H256V31H258L257 29L255 30V28H254V25H251V23L253 24V21H252V19H249V17H248V11L245 9V7H242V5H233V4H236L235 3V0H233L234 1V3H233V1L231 2V0L229 1V0H217L218 1V3H217V1L215 2ZM237 1V0H236ZM261 1H263V3H264V0H260V1H258L259 2V4H262V5H264L263 3H261ZM25 2H27L26 4H24ZM40 3V5H39V7H36L35 6V4L34 3ZM114 2V3H113ZM221 2H223V4L225 5L226 4V7L228 8V9H231L230 11L226 8L225 9V6H223V8H222V5H220L221 4ZM7 3H9V4H7ZM37 3V4H38ZM91 3H92V1H91ZM150 3H152V2H150ZM160 3V4H161ZM173 3V2H172ZM171 3V4H172ZM181 3H184L183 1H181ZM198 3H194V4H198ZM217 3V4H216ZM233 3V4H232ZM257 2H256V0H254V4L257 6V4H256ZM34 4V5H33ZM42 4H43V6H42ZM99 4V5H98ZM103 4V5H102ZM119 4V5H118ZM125 4V6H123V5ZM210 4V5H209ZM217 5V6H215V5ZM230 6H228V5ZM20 5V6H19ZM101 5V6H100ZM107 5V6H106ZM143 5L145 6V7H143ZM152 5V4H151ZM208 5L211 7V5H212V8H208ZM214 5V6H213ZM218 5L220 6V8H218ZM29 6V7H28ZM30 6H34L35 7V9L36 8H38L37 10H35L33 7H30ZM45 6V7H44ZM86 6V7H85ZM98 7V9H97V7ZM100 6V7H99ZM103 6V7H102ZM110 6V7H109ZM121 6V7H120ZM194 6H196V5H194ZM199 5H197L196 6V8L197 9H199V7H198ZM238 6H241V7H238ZM260 6V5H259ZM27 7V8H26ZM44 7V8H43ZM125 7L128 9L127 11H126V9H125ZM147 7V8H146ZM193 7V6H192ZM215 7V8H214ZM237 7V8H236ZM29 8V9H28ZM79 8V9H78ZM85 8H87V10L85 9ZM103 8H104V10H103ZM139 8H143V10H144V8H146V9H148V11L147 12H145L146 10H142V9H140L139 11H138V9ZM163 8H161V9H163ZM193 8H195V7H193ZM195 8V9H196ZM203 8V7H202ZM259 8H261L259 11L257 10V9H259ZM19 9V10H18ZM21 9H22V11H21ZM83 9H84V13H83ZM106 9H107V11L109 10V9H111V10H109L108 12L106 11ZM201 9V8H200ZM212 9H214V10H212ZM23 10H25V12L23 11ZM82 10V12L80 13V11ZM95 10H97V12H98V14H96V16H95V13H97ZM100 10H102L101 12H100ZM125 11V13L124 12H121V11ZM235 10V11H234ZM242 10H244V11H242ZM256 11H258L257 13L258 14H263L264 13V9H263V6H260V7H256V9H255ZM19 11V12H18ZM28 11H30V13H32V14H30ZM78 11V12H77ZM104 11H105V13H104ZM128 11H132L133 12V14L131 15L130 13H132V12H129L128 13ZM136 11H138V12H140V11H143V12H140L141 14H140V17H141V15H142V17L140 18V17H138V15H139V13L138 12H136ZM155 11V10H154ZM159 11V12H158ZM235 13H234V12ZM245 11H247V13L245 12ZM262 11V12H261ZM23 12V13H22ZM64 12V13H63ZM100 12V13H99ZM115 12V13H114ZM148 12H150L148 15L146 14V15H144V13H148ZM162 12V13H163ZM211 12V13H212ZM218 12V13H217ZM236 12H237V14L238 13H240L239 15H237L236 14ZM259 12H261V13H259ZM10 13V14H9ZM80 13V14H79ZM102 13V14H101ZM122 13H124L125 15L127 14V16H129L128 14H130L131 15V17H128V18H130L128 21H126L125 22V20H126V18H127V16H125L124 14V16L122 15ZM137 13V14H136ZM184 14H183V16H186V19L189 17H187V14L188 13H185V12H183ZM256 13V12H255ZM255 13H251L252 15L254 14V16H259L257 13L255 14ZM21 14V15H20ZM30 14V15H29ZM100 14V15H99ZM106 14V15H105ZM134 14H136L137 15V17L136 18H138V19H134L135 17L134 16H136V15H134ZM161 14V13H160ZM214 14H215V16L217 15V17H215L214 16ZM243 16H242V15ZM24 15H25V17H24ZM49 15V16H48ZM91 15L93 16V17H91ZM103 15H105V16H103ZM107 15H109V16H107ZM115 15V16H114ZM120 15H122L124 18H125V20H124V18H123V20H124V25L125 24H127V27L129 26V25H131L130 26V28L129 29H127V27H126V25L125 26H123V27H125V28H123L122 29V31L118 28V26H121L123 23H122V16H120ZM144 15V16H143ZM152 15H157L156 17H157V21H158V18H159V20H160V22L162 21V23H160L159 21H158V23H160V24H158L157 22H155L154 21V19L156 18L155 16H153V17H151ZM211 15V16H210ZM220 15V16H219ZM79 16V17H78ZM83 16V17H82ZM114 16V17H113ZM116 16H119V17H116ZM181 16H182V14H181ZM182 16V17H183ZM241 16H242V18H244L243 20H245V18H246V20L248 21H243L242 19H241ZM12 19H11V18ZM16 19H15V18ZM25 19H24V18ZM30 17V18H29ZM108 18V20H106L105 21V19L106 18ZM121 17V18H120ZM132 17H133V20H131L132 19ZM145 17H151V18H154V19H151V20H149V23H150V21H153V23L154 24H149V23H147V21H148V19L147 18H145ZM252 17V16H251ZM32 18V19H31ZM36 18V19H35ZM104 18V19H103ZM109 18H110V22L112 21V20H114V21H112V24H110V26L112 27H109ZM113 18V19H112ZM115 18H117L116 20H115ZM143 18V19H142ZM215 18L217 19V20H215ZM260 18V19H259ZM15 21H14V20ZM19 19V20H18ZM39 21H38V20ZM122 21H121V20ZM140 19H142L143 21H146V22H141V21H139ZM150 19V18H149ZM184 21H185V19L184 18H182ZM188 19H190V20H188ZM187 20V25L188 24H192V23H190V22H192V18H188ZM218 19H219V21H218ZM28 20V21H27ZM33 20H34V22H35V24H34V22H33ZM63 20V21H62ZM66 20V21H65ZM93 20V21H92ZM95 20V21H94ZM102 20H104V21H102ZM119 20H120V22L122 23H120L119 22ZM135 20H137V21H135ZM156 20V19H155ZM257 20V21H256ZM259 20L261 21L260 23H259ZM14 21V22H13ZM19 21V22H18ZM22 21V22H21ZM39 23H38V22ZM73 21V22H72ZM116 21H118V22H116ZM207 21H206V23H207ZM227 21V22H226ZM70 22V23H69ZM109 22V23H108ZM114 22V23H113ZM131 22V23H130ZM136 22H138V23H135ZM142 24H141V23ZM186 22V21H185ZM218 22H220V24L218 23ZM251 22V23H250ZM14 23V24H13ZM25 23H27V24H25ZM33 24L32 26L30 25L29 26V24ZM68 23V24H67ZM103 23V24H102ZM117 23L119 24L120 23V25H117ZM133 23V24H132ZM197 23V22H196ZM203 23H205V22H203ZM209 23H207L208 25H209ZM213 23V24H214ZM221 23L222 24H224V23H226V24H224V26L225 25H227V23H228V27L227 26H221ZM238 23H240L241 24V26H239L238 25ZM248 23V25H246V24ZM21 24V25H20ZM26 25V26H24V25ZM114 24V25H113ZM139 24H140V27H139ZM162 24V25H161ZM234 24H235V26H236V31H238V32H236L237 33V35L236 34H234V31H232L231 32V29H235V27H233L234 26ZM23 25V26H22ZM53 25H55L56 27H53ZM73 25V26H72ZM108 25V26H107ZM143 25V26H142ZM145 25H155L154 27H156V28H154L153 26H149L150 28L149 29H151V30H153V31H156V35H154L155 33H153V31H151L150 30V33L149 34H147V32L149 31V29L147 28V26H145ZM157 25H159V27H160V25L162 26V27H160V29H159V31H158V28H157ZM163 25H164V28H163ZM190 25H188V26H190ZM211 25V24H210ZM209 25V27H210V29H211V26ZM217 25V26H216ZM219 25V26H218ZM233 25V26H232ZM20 26V27H19ZM28 26V27H27ZM35 26V27H34ZM38 28H37V27ZM68 26V27H67ZM71 26V27H70ZM135 26V27H134ZM138 26V27H137ZM253 26V27H252ZM262 26V27H261ZM17 27V28H16ZM23 27V28H22ZM27 27V28H26ZM35 29V30H33V28ZM50 28V31H49V28ZM109 29H108V28ZM122 27V26H121ZM144 29H143V28ZM152 27L154 28V29H152ZM185 27H187V26H185ZM219 27V28H218ZM220 27L223 29H221L220 30ZM228 28V30H227V28ZM233 27V28H232ZM242 28V30H241V28ZM250 27H252V30L254 29L255 31H253L252 32V30H251V28ZM260 27H261V29H260ZM42 29L41 31H40V29H39V31L37 30V29ZM58 28V29H57ZM96 28V29H95ZM111 28V29H110ZM116 28H118V29H116ZM161 28H163L164 29V31L162 30V32H160V30H161ZM216 28H217V30H216ZM224 28H226V29H224ZM245 28H248L247 30H245V31H250V32H252L251 34H253V35H251L250 33H246V34H244L245 33V31H244V29ZM78 29V30H77ZM113 29L114 30H117V31H114V34H112L113 33ZM126 30L127 29V31H125V32H123V30ZM132 29V30H131ZM136 29V30H135ZM156 29V30H155ZM239 29L242 31V34H240L241 33V31H239ZM44 30V31H43ZM46 30H47V32H49L50 33V37H48L49 36V33H45L46 32ZM54 30H58V32L57 31H55V32H53ZM77 30V31H76ZM130 30V31H129ZM135 30V31H134ZM145 30H147V31H145L146 32V34L147 35H149V36H156L157 37V40H155L154 41V38H156V37H151V39H153V41L152 40H150V41H152V43L150 44V41H149V39L150 38H146L147 39V41H149L148 43H146L145 45L147 46V48H146V46L144 45V46H142V44H144L145 42H141V40H142V38H144L145 39V37L147 36L146 34H145V32L144 31ZM165 30H167L166 32H165ZM203 30V29H202ZM218 30L219 31H224V33L223 32H218ZM226 30H227V32H226ZM32 31V32H31ZM39 33H38V32ZM44 32V35L45 34H47V36L45 35V37H43V40H41V42H39V44H38V40L36 41L35 39H37L38 37H39V35L38 34H42V36H44L43 35V32ZM65 31V32H64ZM79 31V32H78ZM129 31V32H128ZM140 31H142V32H140ZM229 31V32H228ZM243 31H244V33H243ZM55 33L57 36H58V38L55 36V35H53L52 33ZM67 32V33H66ZM74 32H76L77 34H79L80 33V35H77L76 33H74ZM109 32H111V33H109ZM123 32V33H122ZM126 32H128V33H126ZM133 32V33H132ZM152 32V33H151ZM167 33V34H165V33ZM240 32V33H239ZM63 33V34H62ZM65 33H66V35H65ZM115 33H117V34H115ZM126 33V34H125ZM130 33V34H129ZM141 35H139V34ZM143 33L145 34V37H142V36H144L143 35ZM158 33V34H157ZM161 33V34H160ZM163 33V34H162ZM211 32H210V30H209V34H210ZM217 33V34H216ZM230 33H232V35H231V38L233 37V39H234V41L235 40H237V41H232V39L230 40V35L229 34ZM257 33V32H256ZM85 34V35H84ZM123 34H124V36H126L127 38H125L124 36H123ZM168 34H169V36H168ZM224 34H226V35H224ZM240 34V35H239ZM248 34V35H247ZM249 34H250V36H249ZM38 35V36H37ZM52 35L54 36V38H51L52 37ZM62 35H64V37L62 36ZM87 35V36H86ZM99 35V36H98ZM100 35H102V36H100ZM113 35V36H112ZM114 35H115V38H116V40H115V38H114ZM130 35H132V36H130ZM136 35H139L140 37H142V38H140L139 36H137L136 37ZM203 35H204V37H203ZM223 35H224V37H223ZM228 35V36H227ZM246 35H247V37H246ZM65 36H67V37H65ZM81 36V37H80ZM119 36V37H118ZM148 36V37H149ZM159 36V37H158ZM217 38H216V37ZM245 36V37H244ZM35 37H37V38H35ZM47 37H48V40L46 41L45 39H47ZM56 37V38H55ZM104 37V38H103ZM120 37H121V39H120ZM129 37V38H128ZM132 37V38H131ZM139 37V38H138ZM166 37V38H165ZM171 37H172V35H171ZM170 37V38H171ZM202 37V38H201ZM227 37V38H226ZM246 38V39H244V38ZM260 37H261V40H260ZM30 38V39H29ZM33 38V39H32ZM45 38V39H44ZM51 38V39H50ZM64 38H66L67 40H68V38H70L68 41L66 40V39H64ZM81 38V39H80ZM85 38V39H84ZM113 39V40H111V39ZM263 38V39H262ZM27 39H29V40H27ZM50 39V40H49ZM57 39H59V40H57ZM82 39L84 40V41H86V44L87 45H89V46H86V45H84V41H82ZM123 39V40H122ZM131 41H130V40ZM136 39H137V41H136ZM138 39L140 40V41H138ZM145 39V40H146ZM226 39H229V41H231L230 43L231 44H233L232 45V47H230L229 46V44L230 43H228L227 41H226ZM244 39V40H243ZM53 40V41H52ZM55 40V41H54ZM57 40V41H56ZM65 40V41H64ZM70 40H72L73 42H71ZM80 40L82 41V45H81V42H80ZM121 40V41H120ZM214 40V41H215ZM239 40H242V41H239ZM253 40V41H252ZM259 40H260V42H259ZM33 41H34V43H36V44H38V45H32V43H33ZM50 41V42H49ZM61 41V43H59ZM68 43H67V42ZM70 41V42H69ZM76 41V42H75ZM89 41V42H88ZM105 41V42H104ZM110 41H111V43H112V46L110 45L111 43H110ZM146 41V42H147ZM157 41V42H156ZM201 41V40H200ZM222 41V42H221ZM238 41L240 42V43H238ZM256 41H258V43L256 42ZM264 41V40H263ZM32 42V43H31ZM53 42V43H52ZM69 45V43H73V45L71 44V46L69 45H66V43ZM115 42V43H114ZM120 42V43H119ZM129 43L128 45H127V43ZM131 42H139V43H137V44H135V46H134V44L133 43H131ZM227 42V43H226ZM233 42V43H232ZM245 42V43H244ZM253 42L254 43H256V45L254 46V45H251V44H253ZM42 43V44H41ZM50 43V44H49ZM64 43V44H63ZM117 43V44H116ZM123 45H122V44ZM156 43V44H155ZM223 43V44H222ZM236 44V46H237V43H238V46L236 47L235 46V48H234V45ZM244 43V44H243ZM262 43V44H261ZM41 44V45H40ZM45 44V45H44ZM54 44V45H53ZM81 45V49H79V50H77L78 48H80V45ZM92 44V45H91ZM113 44H115V45H113ZM121 44V45H120ZM133 45V47L134 48H136V49H138V51L136 52V50L133 48V47H129L130 45ZM139 44V45H138ZM190 45V47H188V45ZM220 44H222V45H220ZM243 44V45H242ZM261 44V45H260ZM61 45V46H60ZM62 45H66V46H68V47H64V46H62ZM76 45H78V46H76ZM95 45H97L96 47H95ZM118 45V46H117ZM138 47H137V46ZM179 45V44H178ZM182 45H185V44H182ZM182 45H180L181 46V48H180V50L181 49H183L184 51H183V53L184 54H186V57L189 55V53H192L193 52V50H192V52H191V49L193 48H195L196 46L195 45H193V44H190V43H187L186 42V45L185 46H187V47H185V46H183L182 47ZM240 45H242V47H244V49L240 46ZM260 45V48L261 49H263V52L259 49V46ZM34 46V47H33ZM73 46H74V48H75V46L77 47V48H73ZM94 46V47H93ZM113 46H116V49H115V47H113ZM122 46V47H121ZM192 46V47H191ZM220 46V47H219ZM224 48H223V47ZM245 46H247L246 48H248L246 51H245ZM252 49H250L249 47ZM1 46H0V49L2 48ZM37 47V48H36ZM62 47V48H61ZM63 47H64V53H63V50H61V49H63ZM70 47L72 48V49H70ZM87 47V48H86ZM89 47H91V49L89 48ZM140 47V48H139ZM190 49V51H189V49H188V52H187V50L185 49ZM198 47H199V45H198ZM198 47H196L195 49H194V51H196V49H198ZM258 47V48H257ZM52 48V49H51ZM66 48H68V49H66ZM84 48V50H82ZM93 48V49H92ZM99 48H101V49H99ZM123 48V49H122ZM128 48V50H129V52H128V50L126 51V49ZM129 48H131V49H129ZM144 48H146V49H144ZM230 48H232V50L230 49ZM233 48H234V50H233ZM236 48H240L239 50V52L238 51H236V50H238V49H236ZM242 48V49H241ZM38 49H40L41 50V52H39L40 50H38ZM66 49V50H65ZM123 51H122V50ZM125 49V50H124ZM140 49V50H139ZM148 49V50H147ZM155 49H157V51L155 50ZM199 49H201V48H199ZM224 49V50H223ZM236 49V50H235ZM38 50V51H37ZM47 50V51H46ZM49 50H50V52H49ZM52 50H54V51H52ZM72 50V51H71ZM115 52H114V51ZM116 50H119V53L116 51ZM121 50V51H120ZM147 50V51H146ZM150 50V51H149ZM226 50H227V52H226ZM258 51V50H260L261 51V53L259 54V52L260 51H258V52H256V51ZM56 51V53H54ZM88 51V50H87ZM126 53H125V52ZM133 51V52H132ZM185 51H186V53H185ZM233 51H234V53H233ZM243 51H245V54H244V52ZM255 51V54L253 53ZM9 52V53H8ZM50 54H49V53ZM52 52V53H51ZM65 52L67 53H69L70 55L68 56V54H65ZM101 52H102V55H101ZM113 52H114V54H113ZM127 52H128V54H127ZM139 52H143L142 54V57H141V53H139ZM147 52V53H146ZM153 52V53H152ZM160 52H161V50H160ZM197 52H198V50H197ZM196 52V53H197ZM237 52H238V54H239V56H238V54H237ZM250 54H249V53ZM8 53V54H7ZM43 53V54H42ZM95 54H96V52H94ZM133 54V55H131V54ZM137 53H139L138 55H137ZM146 53V55H144ZM253 53V56L251 55ZM256 53H257V55H258V58L259 59H257V57L255 56L254 57V55H256ZM42 54V55H41ZM56 54V55H55ZM63 54H65V55H63ZM79 54V52L77 53V55ZM96 54V55H97ZM104 54V55H105ZM125 54V55H124ZM39 55H41V57H39ZM45 55H44V57H45ZM97 55V56H98ZM127 55V56H126ZM194 54L192 53V54H190V56H188V57H191V56H193ZM233 55H235L236 57H233ZM240 55L241 56H243V57H240ZM247 57H246V56ZM252 56L253 58H251V61H250V59H248V57L249 56ZM64 56H67L66 58L64 57ZM111 56H109V57H111ZM119 56H118V58H119ZM137 56H138V58H137ZM162 56H163V54H162ZM250 56V57H251ZM39 57V58H38ZM69 57V58H68ZM143 57H145V59L143 58ZM240 57V58H239ZM249 57V58H250ZM35 58H36V60H35ZM47 58H42V59H47ZM58 59V61H57V59ZM106 58H105V61H106ZM112 58V57H111ZM136 58V59H135ZM141 58H142V61H141ZM164 58V57H163ZM174 58H176V56L174 55ZM234 58H236V59H234ZM245 58V59H244ZM254 58H256L255 60L258 62V65L256 64L257 62H255V64H256V66H258V68L257 67H255V65H254V63L252 62V60L253 61H255L254 60ZM261 58V59H260ZM40 59L38 60V64L40 65V67H43L42 68V72H45V69L47 68V66H49V64H50V66L49 67H51V65L53 66L54 64H52L53 62H51V60H50V62L49 63H47V62H45V65H46V67H45V65L43 64V63H41L42 62V60L40 61ZM56 59V60H55ZM72 59H73V57H72ZM108 59L109 58H107V61H108ZM113 59V60H114ZM167 59H169V57L168 58H166V60ZM177 59V58H176ZM102 60H104V59H102ZM114 60V61H115ZM117 60H119V59H117ZM116 60V61H117ZM120 60H119V63L118 64H120ZM124 60V59H123ZM123 60L121 61L122 63H123ZM144 60L146 61V62H144ZM158 60H159V63H156V62H149V64L151 65V66H149V67H156L155 68V72H154V68L152 69L151 68V72L149 73V74H151V75H149L148 74V76H147V81H148V83L149 84H152V82L153 83H155L154 82V80L156 79V77L158 76V72H159V74L160 73H162L159 77H160V79H162L163 80V84L164 85H162V86H167V85H169L168 87H170V88H168V87H166V89H170V91H172V92H174V91H176V90H178V92H181V91H179L181 88H183L184 87V85L186 86V85H188L189 84V82L188 81H190V80H188L189 78H187L188 77V74L189 73H191V74H189V75H191V76H189L190 77V79H191V77H192V81H196V80H198V77H195V76H197V72L198 71H201V70H198L199 68L200 69H202V70H206L205 68H209V69H212V68H216V65L218 66V62L220 63V60H218V61H215V60H213V59H211V61H209V64L212 62V64L210 65V67H212V68H210L209 66H207V67H205L204 65L205 64H203V65H201V67H199L198 69H197V67L198 66H200V65H198L196 68H193V69H190V68H188V72H187V76H186V74H185V76H183L182 77V75L181 74H179V73H173L174 71L176 72V70H175V68H174V71H172L173 69H172V65L170 66V64H167V63H165V65H167V67L168 68H170V69H167L166 68V66L165 65H163V61H162V58L160 57V58H158ZM213 60V61H212ZM48 61V60H47ZM57 61V62H56ZM60 61V62H59ZM171 61H172V59H171ZM261 61V62H260ZM18 62H20V63H18ZM21 62H23L24 64H25V66L27 67V69L26 68H23L24 67V65H20L21 64ZM130 64H128V63ZM139 63V66H137V63ZM142 62H144V63H142ZM221 62H223V61H221ZM245 62H247L246 64H244ZM249 62H251L250 64H249ZM5 63H7V67H6V64ZM14 64L13 66H16V70L15 69H13L12 68V66L11 65H8V64ZM16 63H18L19 65H17ZM35 63V65H33V64ZM58 63H57V65H58ZM60 64V65H62V66H65V63H63V64ZM131 63H134V64H131ZM148 63V62H147ZM146 63V64H147ZM253 63V64H252ZM259 63H260V65H259ZM263 63V64H262ZM146 64H144L146 67H147V65ZM159 64V65H158ZM173 64V63H172ZM243 64V65H242ZM33 65V66H32ZM43 65V66H42ZM57 65H56V67H57ZM60 65H58V68L59 69H63L62 67L60 68ZM69 65V64H68ZM122 65V64H121ZM132 65V66H131ZM155 65H157L158 66V68L160 67L161 69H158L157 68V66H155ZM169 65V66H168ZM246 65H248L247 67H246ZM254 65V66H253ZM9 66V67H8ZM17 66H19L18 68H17ZM55 66V65H54ZM141 66V67H140ZM164 66H165V68H164ZM245 66V67H244ZM20 67H22L21 69H20ZM49 67H48V70H50L49 69ZM131 67V68H130ZM149 67H147V69H145L146 71H147V73H148V68ZM203 67V68H202ZM242 67H244V68H246V73H247V75L249 76L250 74V76L251 77H247V76H245V77H243L246 73L244 72V69H242ZM249 67H251V69H249ZM260 67V68H259ZM263 67V68H262ZM9 68H11L10 70H9ZM28 68L29 69H32L31 71H29L28 70ZM58 68H56V69H58ZM164 68V69H163ZM224 68V69H223ZM257 68V69H256ZM18 69V70H17ZM58 69V70H59ZM127 69V70H128ZM138 69H136V70H138ZM150 69V68H149ZM172 69V70H171ZM177 69V68H176ZM189 69H190V71H189ZM223 69V70H222ZM242 69V70H241ZM28 71V73L27 72H25V71ZM39 70H41L40 68H39ZM52 70H55V68L53 67L52 68ZM52 70H50L49 72H50V75H52V73L54 72V71H52ZM58 70H56V74L57 73H62V71H58ZM159 70V71H158ZM169 70H171V71H169ZM208 70V69H207ZM242 71V73H240L239 71ZM14 71V72H13ZM51 71H52V73H51ZM140 71V69L137 71V72H139ZM140 71V72H141ZM150 71V70H149ZM154 73H153V72ZM156 71H158V72H156ZM162 71V72H161ZM213 71V70H212ZM227 71H229V72H227ZM239 73H238V72ZM251 71V72H250ZM254 73H256V75L255 74H253V72ZM258 73H261V74H257V72ZM19 72V73H18ZM166 72H167V74L170 72V75H171V72H172V77L170 76L169 78H171V79H166V78H168L166 75ZM227 72V74L229 73H231L229 76L227 75V74H225ZM236 72V73H235ZM250 74H249V73ZM46 73H48V71H47V69H46ZM46 73H44V74H46ZM147 73L145 74V76L147 75ZM156 73V74H155ZM193 73H194V75H193ZM213 73H215V74H217L216 72H213ZM244 73V74H243ZM44 74H43V76H44ZM55 76H56V74L55 73H53ZM143 74V73H142ZM153 74V75H152ZM175 74H177V76L175 75ZM178 74L179 75H181V77H180V80H179V77H178ZM233 74H236L235 76L233 75ZM240 74V75H239ZM241 74H243V75H241ZM35 75V76H34ZM50 75H48V76H50ZM157 75V76H156ZM175 75V76H174ZM184 75V74H183ZM225 75V76H224ZM239 75V76H238ZM253 75V76H252ZM27 76V77H28ZM47 76V77H48ZM61 76H63L64 77V75H57V78H56V81H57V79H58V77L60 78ZM152 76H153V78H155L153 81H152ZM165 76V77H164ZM175 78H174V77ZM241 76V77H240ZM257 76V77H256ZM259 76V77H258ZM26 77V78H27ZM159 77H157V78H159ZM161 77H163L164 79H166V80H164L163 78H161ZM178 77V78H177ZM193 77H194V79H193ZM224 77V78H223ZM227 77V78H226ZM232 77V78H231ZM236 77V78H235ZM62 78V77H61ZM174 78V79H173ZM183 78V79H182ZM185 78H187V79H185ZM197 78V79H196ZM220 78V79H219ZM222 78L223 79H225V81H223L222 80ZM244 78V79H243ZM247 78V79H246ZM258 78H259V80H258ZM14 79V80H13ZM43 79L45 80L46 78H44L43 77ZM63 79H67L66 81H68L69 82V78H67V77H64V78H62L61 80H62V84H61V82L59 81V82H57L58 84H59V88H61V85H62V89L63 90H65V88L67 87V85L66 86H64L65 88H63V85L65 84V83H67L65 80H63ZM158 80V81H160V83L162 82V80ZM173 79V80H172ZM178 79V80H177ZM182 79V80H181ZM184 79H185V81H184ZM219 79V80H218ZM229 79H232V81L233 82H230L229 83V81H231V80H229ZM236 79V80H235ZM241 79V80H240ZM246 79V80H245ZM250 79V80H249ZM32 80V79H31ZM42 80V79H41ZM43 80V81H44ZM60 80V79H59ZM71 80V82H72V78L70 79ZM145 80V81H146ZM167 80H171V81H167ZM175 80V83H177V81H179V84L177 83L176 85H174L175 83L174 82H172V81H174ZM199 80H200V77H199ZM235 80V81H234ZM247 80L249 81V82H247ZM16 82L17 81V84L15 83H13V82ZM25 81V82H24ZM184 81V82H183ZM212 81V82H211ZM228 81V83H226ZM242 81V82H241ZM256 81V82H255ZM12 82V83H11ZM40 82H42V81H40ZM71 82H69V84H68V86L70 85V86H74V85H71V84H74L73 82L71 83ZM170 82H172V83H174V84H172L171 85V83ZM188 82V83H187ZM237 82L240 84L239 86H237L236 84H237ZM258 82V83H257ZM9 83H10V85H9ZM71 83V84H70ZM147 83V82H146ZM147 83V85H149ZM157 83H158V85H160L159 84V82H157L156 81V85H157ZM184 83V84H183ZM187 83V84H186ZM223 83H225V84H223ZM232 83V85H230ZM244 83V85L243 86H241L242 84ZM13 85V87H12V85ZM10 86V88H8L9 86ZM28 86L27 88L29 89V91H31L30 90V88L32 89V92L33 93H31V92H29L28 91V89L26 88V86ZM147 85H146V87H147ZM173 85L175 86L174 88H178V87H180L179 85H181V88H178V89H174L173 88ZM178 85V87H176ZM224 87H230V86H237V94L234 96V95H232V94H230L231 96H234V97H232V100H231V98H230V95L228 94V91H226V89L228 90V88H224ZM20 86H22V87H20ZM25 86V87H24ZM143 86H145V84L144 85H142V87ZM211 86V87H210ZM221 86V87H220ZM72 87H67L68 88V90H72V92L74 93V91L73 90H75V87L72 89ZM137 87V90H139L138 89V87L139 86H136ZM146 87H144L145 89H146ZM220 87V88H219ZM239 87V88H238ZM242 87V88H241ZM25 88L27 89L26 91H24L25 90ZM143 88V89H144ZM155 87H153V89H154ZM172 88V89H171ZM224 88V89H223ZM253 88H254V90H253ZM257 90H256V89ZM140 89L142 90V88L140 87ZM152 89V90H153ZM173 89H174V91H173ZM219 89V90H218ZM243 89V90H242ZM23 90V91H22ZM58 90V89H57ZM67 90V91H68ZM129 90V89H128ZM151 90V91H152ZM208 90V91H207ZM210 90H212V91H210ZM261 90V92H262V90L263 89H260ZM259 90V91H260ZM59 91V90H58ZM60 91H61V89H60ZM150 90H149V92H151ZM240 91V92H239ZM45 92V91H44ZM75 92H76V90H75ZM145 92L146 91H144V93H141V94H139L138 96L140 97V98H146L145 96H147L148 95V91L146 92V95H145ZM241 92H242V94H241ZM246 93L245 95H246V97L244 96V94L243 93ZM261 92H259V94L258 95H261L260 97H258V96H256V99H254L255 101H257V99H258V101L257 102H259V103H261V101L262 102H264V90H263V92L261 93ZM66 92H64V95H66L65 94ZM77 93V92H76ZM81 93V92H80ZM137 94L139 93V91L138 92H136ZM135 93V94H136ZM177 94V91L176 92H174V94ZM203 93V94H202ZM217 93V94H216ZM222 93H223V96H222ZM7 94V95H6ZM31 94H33V95H31ZM69 94V93H68ZM75 94V93H74ZM78 94H79V91H78ZM136 94V95H137ZM151 94V95H150ZM148 96L149 97H152V96H154L153 95V93L151 92ZM174 94H172L171 93V95L172 96H174ZM180 94V93H179ZM42 95H40V96H42ZM71 95V94H70ZM76 95V94H75ZM135 95V96H136ZM141 95H144V96H142L141 97ZM202 95V96H201ZM211 95H212V101L209 99V102L207 101L206 102V100H207V98H205L206 96H210V98H211ZM220 97H219V96ZM226 95H229V97L228 96H226ZM244 97H243V96ZM5 96H8V97H6L5 98ZM11 96V97H10ZM32 96L33 97H35V98H32ZM39 96V97H40ZM51 96V97H50ZM53 96H54V98H53ZM69 96V95H68ZM78 96V95H77ZM137 96V97H138ZM157 96V95H156ZM170 96V95H169ZM171 96V97H172ZM192 97V96H194V97H192L193 98V100H192V98H190V97ZM215 96V97H214ZM4 97V98H3ZM18 97H20L19 98V101H21V102H19L20 103V105L18 104ZM22 97V98H21ZM85 97H86V95H85ZM136 97V98H137ZM139 97H138V99H139ZM162 97V96H161ZM166 97H168V95L166 96ZM165 96H164V98H165V101H166V99L168 100V102L170 101L169 100V97L168 98H166ZM189 97V98H188ZM200 97H202V100H201V98ZM219 99H218V98ZM225 97V98H224ZM258 97V98H257ZM261 97H262V99H261ZM17 98V99H16ZM84 98V97H83ZM134 98V97H133ZM163 97L162 98H157L156 99V101H161L160 99H164ZM206 100H205V99ZM221 98H223L224 99V101H222V102H220V103H222L224 106V109L222 110L221 109V107H222V105L221 104H219L218 106H219V108H218V106H217V104H218V101L220 100H222ZM227 98H228V100H227ZM249 98V97H248ZM9 99H10V102H9ZM21 99V100H20ZM51 101H50V100ZM88 99V98H87ZM137 99V100H138ZM148 99V98H147ZM196 99V100H195ZM217 99H218V101H217ZM15 101V103H14V101ZM134 100V101H133ZM136 99H131V101L130 102H132L131 104H134V103H136V102H141V104L139 105V103H136L137 105H139V106H137V105H131V107H135V108H137L138 110H143V108L142 107H144V109L145 108H147V109H149L148 111L149 112H151L152 113V111H156V112H159V110H156V108H157V105H158V103H156L155 104V102L153 103L154 104V106L156 105V108L152 105V103H150V101H149V99H148V101L147 100H144V99H142V100H140V101H137ZM190 100H192V101H190ZM232 101V103L231 102H228V103H226V101ZM23 101V102H22ZM40 102V103H38V104H36V102ZM53 101H54V103H53ZM136 101V102H135ZM147 101V102H146ZM190 101V102H189ZM195 101V102H194ZM200 101V102H199ZM204 101H205V103H206V105H205V103H204ZM47 102V103H46ZM49 102V103H48ZM51 102V103H50ZM67 102V101H66ZM83 102L86 104V101H84L83 100ZM82 102V103H83ZM88 102V101H87ZM134 102V103H133ZM142 102H143V104H142ZM152 102V101H151ZM163 102H164V100L161 102V104H163ZM168 102H167V104H168ZM198 102V103H197ZM215 102H217V103H215ZM11 103V104H10ZM56 103H57V101H56ZM69 103V102H68ZM195 103V104H194ZM199 103H201V104H199ZM209 103H211V104H209ZM214 103H215V106H214ZM235 103V105H233ZM13 104H18V106H19V109H18V111L20 110V107H21V110L16 114V116H14L15 114H11V112L13 111V109H14V107H13ZM41 104V105H40ZM48 104H50V105H48ZM54 104L58 107H56V109H58L59 111H62V113L60 112V114L61 115H59L58 114V116H59V118H58V116H57V113L56 112H58L59 113V111L58 110H56L54 107ZM85 104L83 105H81V110H82V106H83V111L81 112L80 110V112L81 113H83V112H85L86 113V117L88 116L89 117V115H91L90 114V112H88V108L89 107H91V102H90V104L89 103H87V104H89V105H86L88 108H87V111H86V106H85ZM144 104H146V105H144ZM148 104V105H147ZM225 104L227 105V106H225ZM232 104V105H231ZM24 105V106H23ZM46 105V107L45 108H43L44 106ZM50 107L51 105H52V110L48 107V106ZM65 105V104H64ZM151 105V107H149ZM165 105H166V102H165ZM187 105H190V109H189V107L187 106ZM199 105V106H198ZM203 105V106H202ZM209 105V106H208ZM84 106H85V108H84ZM140 106H141V109H140ZM173 106V105H172ZM202 106V107H201ZM207 106V107H206ZM211 106H213V108H211ZM231 106H233V107H231ZM241 106V107H240ZM48 107V109L50 110H45L46 108ZM155 108V110H152V109H154ZM160 106L158 105V108H159ZM174 107V106H173ZM209 107L211 108V109H209ZM222 107V108H223ZM227 107V108H226ZM231 107V108H230ZM244 107V106H243ZM44 110H43V109ZM64 108L67 110V111H64ZM133 108H131V109H133ZM170 108H172V109H170ZM185 108V109H184ZM208 110H207V109ZM228 108H230L229 109V112L227 111L226 112V114L224 113V115H223V112L224 111H226V109H228ZM238 108V109H239ZM245 108V107H244ZM243 108V109H244ZM61 109V110H60ZM69 109V110H68ZM130 109V110H131ZM187 109V110H186ZM206 111H205V110ZM221 109V110H220ZM42 110V111H41ZM85 110V111H84ZM89 110H90V108H89ZM184 110V111H183ZM202 110V111H201ZM9 111H10V113H9ZM35 111H36V113H35ZM37 111H40V112H37ZM45 111H47V113L49 114L50 112V115L52 116L51 118H53L54 119V121L52 120V121H49V120H47V119H50V116L48 117L47 115L45 116V117H47V119L44 117V115L45 114H47V113H45ZM49 111V112H48ZM52 111H54L53 113H52ZM56 111V112H55ZM79 111H77V112H79ZM132 112H134L135 111V109H133V110H131ZM147 111V110H146ZM164 111V112H163ZM168 111V112H167ZM184 113H183V112ZM188 111H190V112H188ZM207 111H210L208 114H207ZM3 112V113H2ZM6 113V115H4L5 113ZM41 112H44L45 114H43V113H41ZM68 112V113H69ZM73 112V111H72ZM71 112V113H72ZM77 112H75V114H76V117H75V119H76V122H78L79 123V121L81 120L82 121V119H84L83 118V115H81V113L78 115L77 114ZM89 113V115H88V113ZM111 112H115V111H111ZM109 113V114H112V113ZM117 112V111H116ZM115 112V113H116ZM163 112V113H162ZM167 112V114H165ZM174 114H173V113ZM198 114H197V113ZM202 112H206V114H204V113H202ZM215 112V113H214ZM230 112H231V114H230ZM9 113V114H8ZM33 113L36 115L37 113V115H39V113L41 114V116H42V118L44 117L45 119H43L42 120V118H41V116H40V118L39 117H37V115H36V117H37V119H41L42 120V122L40 121V120H37V122L39 123V122H41V123H39L38 125H36L37 123H36V119H34V116H33ZM56 115H55V114ZM68 113H66V114H68ZM70 113V114H71ZM114 113V115L116 116V114L118 113H116L115 114ZM172 113V114H171ZM217 113V114H216ZM227 113H228V115H227ZM235 113V114H234ZM28 114V115H27ZM32 114V115H31ZM62 114L64 115V117L62 116ZM74 114V113H73ZM119 114V113H118ZM154 114H153V116H154ZM186 114V115H185ZM187 114H188V117H187ZM201 114H202V118H201ZM212 114V115H211ZM215 114V115H214ZM230 114V115H229ZM240 114H241V116H240ZM9 115V116H8ZM13 115V116H12ZM55 115V116H54ZM69 115V114H68ZM72 115V114H71ZM71 115L70 116H67V117H70V118H68V121L71 123L72 122V127H71V129L73 128V126H74V128H76V129H78L79 130V128L81 129V126L82 125H80L81 124V121H80V124H79V126H77L76 127V125H77V123H76V125H75V119L73 118V117H71ZM80 115H81V117H80ZM163 115H165L164 117H163ZM166 115H167V117H166ZM199 115V116H198ZM216 115L218 116V115H222V116H224L225 117V115H226V118H223L222 116L219 118V117H217V118H215L216 117ZM235 115V116H234ZM248 115V116H247ZM30 116H33V117H30ZM73 116H75V115H73ZM78 116H79V121H77V118H78ZM107 115H105L104 117H106ZM177 116V117H176ZM186 116V117H185ZM206 116L207 117H209L210 119H208V118H206ZM227 116H229V117H227ZM232 116H233V118L235 119V117H236V121L232 118ZM237 116H239L240 118H238ZM7 117V118H6ZM12 117H15V118H12ZM18 117H19V119H18ZM22 119H21V118ZM28 117H30V118H27ZM54 117H56V119L54 118ZM67 117H66V119H67ZM87 117V118H88ZM108 117H109V115H108ZM119 117H122V116H117V119H118V121L120 122V120L121 119H119ZM174 117V118H173ZM199 117V118H198ZM212 117V118H211ZM9 118V119H8ZM17 118V119H16ZM26 118V119H25ZM149 118V119H150ZM153 118V119H152ZM186 119L185 120V122H182V121H184V119ZM221 119V120H219V119ZM229 118V119H228ZM238 118V119H237ZM258 118L260 119V118H262L261 117V115H259L258 116ZM257 118V119H258ZM12 119H15V120H12ZM34 119V120H33ZM65 119V120H66ZM174 119V120H173ZM213 119H215V120H213ZM231 119V120H230ZM263 119V118H262ZM26 120V121H25ZM65 120H63L65 123L67 122V121H65ZM73 120V121H72ZM86 120H88V119H86ZM173 120V121H172ZM204 120H206V123H204L205 121ZM209 120V122L211 123H208L207 121ZM217 120H219V121H223V122H218ZM231 122V124L229 123V121ZM234 120V121H233ZM261 120V119H260ZM44 121V122H43ZM169 121V122H168ZM187 121H189L190 122V125H189V123L187 122ZM191 121H194L193 123H195V124H197V125H195V124H193V123H191ZM198 121H200V123L198 122ZM213 121L214 122H217V124L216 125H214L213 124ZM227 121H228V123L230 124H227ZM232 121L234 122V124L236 125L237 123H238V125L237 126H235L233 123H232ZM240 121V122H239ZM247 121V122H246ZM253 122V124H250V122ZM29 122V121H28ZM69 122H67L66 124H68ZM87 122V121H86ZM85 122V123H86ZM121 122H122V120H121ZM123 122H125L124 120H123ZM171 122V123H170ZM180 122V123H179ZM188 123V125H186L185 123ZM236 122V123H235ZM245 122H246V124H245ZM74 123V124H73ZM92 123V122H91ZM90 123V119H89V122H87V124L92 128V124ZM94 123V122H93ZM153 123L155 124V123H158V124H155L156 126L153 128ZM182 123H184V124H182ZM204 123V124H203ZM224 123V124H223ZM239 123H240V125H239ZM247 123H249V126L251 125L252 127H247V131L244 133V132H240L241 130H239V128L241 127V126H247L248 124ZM1 124H3V123H1ZM0 124V125H1ZM53 124H55V123H53ZM64 123H62V122H60L58 125H56V126H60V125H63ZM82 124H84V123H82ZM114 124V123H113ZM117 124V123H116ZM116 124H114L115 125V128H117V130H119L120 128L122 129V127H120V125H119V127L116 125ZM166 124H168V125H166ZM193 124V125H192ZM219 124V125H218ZM233 124V125H232ZM242 124H245V125H242ZM87 125V126H88ZM114 125H112L113 127H114ZM151 125H152V127H151ZM165 126V128H163L164 126ZM204 125H206V126H204ZM226 125H228V126H226ZM232 125V126H231ZM69 126H67L66 128L68 129H66L68 132H67V136H65L66 135V130H65V132H63L62 131V129H60V131H61V133H60V131H58V135L59 134H62L63 135V137L65 136V137H69V135H72L70 132H69V130H70V127ZM84 126H85V124H84ZM82 127V129H84L85 127H86V129H87V126H85V127ZM117 126V127H116ZM159 126H161V130H160V128H158ZM170 128H169V127ZM183 126V127H182ZM190 126V127H189ZM240 126V127H239ZM64 127V126H63ZM90 127H88V129L90 128ZM168 127V128H167ZM205 127V128H204ZM33 128V129H34ZM59 128V127H58ZM60 128H62V127H60ZM94 128V127H93ZM114 128V129H115ZM119 128V129H118ZM185 128V129H184ZM187 128H188V130H187ZM250 128V129H249ZM86 129H84L83 130V132L86 130ZM87 129V130H88ZM95 129V128H94ZM113 129V130H114ZM154 129H156L155 131H154ZM162 129H163V132H162ZM168 131H167V130ZM174 129H176V130H178L180 133H178V132H175L176 130H173ZM183 130V131H180V130ZM258 129H260V130H258ZM35 130V129H34ZM92 130V129H91ZM91 130H88L89 132H92ZM116 130V129H115ZM157 130H160L159 132H161V133H159ZM192 130V131H191ZM197 130H199V129H197ZM196 129L193 131V134L197 131ZM235 130V131H234ZM239 130V131H238ZM251 130V131H250ZM254 130H256V131H254ZM125 132V129L123 130H119L118 132H120L121 134H119L117 131H113V133L114 134H117L118 133V135H122L124 132ZM126 131H128V130H126ZM166 131H167V133H166ZM170 131H172L173 132V134H172V132H170ZM200 131V130H199ZM224 131V130H223ZM233 131V132H232ZM253 131V132H252ZM79 133H77V134H80V136L79 135H77L76 137L77 138H75L76 139V141H78V139L79 140H81L83 143H88V142H85V141H88L87 139H86V136H88V135H86L85 137L84 136H82L83 134L85 135V133H82V131L80 132V131H78ZM86 132V131H85ZM94 132V131H93ZM92 132V133H93ZM116 132V133H115ZM123 132V133H122ZM155 132V133H154ZM188 132H190V133H188ZM237 132V133H236ZM248 132H249V134H248ZM260 132H262V133H260ZM68 133H70V134H68ZM82 133V134H81ZM88 133V132H87ZM133 133L134 134V132H129V135L126 137V138H128V137H132L131 136V134ZM154 133V134H153ZM163 133V134H162ZM176 133H178L177 135H176V137H175V134ZM216 133H219L218 131L216 132ZM240 133H241V135H240ZM91 134V133H90ZM96 134V133H95ZM95 134H91V135H94L95 136ZM125 134L127 135V132H125ZM156 134H158V135H156ZM161 136H160V135ZM164 134H166V135H164ZM62 135H59V136H61L62 137ZM134 135H137V134H134ZM134 135H133V138H131V140L133 139H135V137H137V136H135L134 137ZM153 135H155V137L153 136ZM163 135V136H162ZM243 135V136H242ZM250 135V136H249ZM58 136V138H60ZM78 136H79V138H78ZM106 136V135H105ZM101 137L100 138V140H104L106 137ZM108 136V135H107ZM115 136V135H114ZM148 136V137H149ZM166 138H165V137ZM241 136V137H240ZM249 137L248 139H246L245 137ZM55 137H57V136H55ZM61 138V140H64L65 139V137L64 138ZM86 139H84V138ZM109 137V136H108ZM117 137V136H116ZM120 137V138H119ZM118 138L120 139V142L122 143V141L124 142V144H128V143H126V142H130V143H132L131 142V140L130 139H127L128 141H126V139L124 140V139H122V141H121V138L122 137H125L124 136V134H123V136H119ZM140 137V136H139ZM139 137H137V140L135 141L134 140V142L131 144V145H129V147L131 146V148L133 149L132 150V153H133V151H134V145L133 144H136V142L138 141V139H140ZM154 137V138H153ZM253 139H252V138ZM261 137H263V138H261ZM88 139H89V137H87ZM110 139H111V136L109 137ZM118 138H113V139H111V140H113V142L115 141V139H117V140H119ZM162 138V139H161ZM242 138V139H241ZM259 138H261V141H260V139ZM48 139V138H47ZM97 135H96V137H95V139H94V137H93V139L91 138L89 141V143H91L92 145H93V143H95V141H96V144H97ZM107 139V138H106ZM109 139V140H110ZM160 139V140H159ZM164 139V140H163ZM222 139V140H221ZM223 139L225 140H227V141H224L223 143L221 142V141H223ZM234 139H236V140H234ZM240 139L241 140H243V141H240ZM244 139H246L247 141H245ZM254 141H252V140ZM93 140H94V142H93ZM99 141V143L100 144H103L104 145V143L103 142H105V141ZM108 140V139H107ZM116 140V141H117ZM130 140V141H129ZM132 140V141H133ZM218 140V141H217ZM251 140V141H250ZM75 141V140H74ZM75 141V142H76ZM81 141H79V142H81ZM111 142V141H106L105 142V144H107L106 146H108V144L110 143V144H112L113 146H112V148L114 149V144L116 143V144H118L117 142ZM170 142V143H168L167 145H169V146H166V143H164V142ZM174 141V142H173ZM214 141H215V146H214ZM260 141V142H259ZM47 142H49V140H47L45 143H47ZM109 142V143H108ZM151 142V141H150ZM159 142H157L158 143V145L160 144L161 145V143H159ZM217 142V143H216ZM218 142H219V144H218ZM226 142H228V143H226ZM230 142V143H229ZM88 143V144H89ZM129 143V144H130ZM153 143V142H152ZM157 143H155V140H154V144H156L157 145ZM178 143V142H177ZM220 143H222L223 145H225L226 144V146H224V151H223V154H220V155H222L223 156V160L222 161H220L221 159H219L218 158V156H215V154H216V152H217V147L216 146H221L222 144H220ZM250 143V144H249ZM253 143V144H252ZM49 144V143H48ZM115 144V145H116ZM123 144V143H122ZM152 145V147H151V149L153 150V148H154V146L156 147V145ZM217 144V145H216ZM242 144V145H241ZM243 144L245 145V147L243 146ZM254 144H255V146H254ZM157 145V148L159 149V146ZM164 145H162L163 147H164ZM187 145V144H186ZM231 145V146H230ZM236 145H238L237 147H236ZM240 145V146H239ZM261 145V146H260ZM105 146V148H107ZM117 146V145H116ZM115 146V147H116ZM124 146H126V145H124ZM128 146V145H127ZM133 146V147H132ZM249 146V148H247ZM260 146V147H259ZM121 147V146H120ZM120 147L118 146V148L120 149ZM162 147V148H163ZM164 147V148H165ZM175 147V146H174ZM178 147V146H177ZM176 147V149H174L173 150V152L171 151V153H174L175 152V150H176V152L177 151H179V150H177L178 148H180V147H178L177 148ZM187 147V146H186ZM200 147V148H199ZM226 147V148H225ZM250 147H252L253 149H252V151H250L251 149H250ZM97 148H99V147H97ZM118 148H117V150H118ZM126 148H128V147H126ZM162 148H160V150L162 149ZM190 148V147H189ZM210 148V149H209ZM215 148H216V150H215ZM237 148H238V150H237ZM263 148V149H262ZM124 149H125V147H124ZM128 149H130V148H128ZM168 149H166V152L168 151ZM184 149H187L188 150V148H185L184 147ZM183 149V150H184ZM204 149H206V150H204ZM209 149V150H208ZM213 149H214V152L215 153H213L212 151H213ZM227 149V150H226ZM231 149V150H230ZM240 149V150H239ZM250 149V150H249ZM78 150V149H77ZM73 150V151H75L73 154H72V152H68V156L70 157V158H72L73 157V155H79L80 153H81V150ZM115 150V149H114ZM127 150V149H126ZM157 149H154L153 150V152H155ZM159 150V151H160ZM164 150V149H163ZM180 150L181 151H183L181 148H180ZM187 150H185V151H187ZM230 150V151H229ZM236 150V151H235ZM248 151L249 153H250V157H249V155L247 156V153L248 152H246V151ZM254 150V151H253ZM105 151H108V150H105ZM119 151H120V155L122 154L121 152V150H118V153H119ZM232 151H234L233 153H231ZM258 151H259V153H258ZM79 154H78V153ZM123 152H125L124 150H123ZM157 152H158V150H157ZM157 152H155V153H157ZM161 153L163 152L162 150L160 151ZM159 152V154L161 155V153ZM175 152V154L174 155H176V157H178V155L180 154L179 152L178 153H176ZM236 152H237V154H236ZM116 153H117V151H116ZM117 153V154H118ZM131 153V154H132ZM155 153H153L152 155L153 156H156V154ZM164 154H166L165 153V150H164V152H163ZM209 153V154H208ZM211 153H212V155H211ZM70 154H72V155H70ZM112 155V153L111 154H109L108 152H102L100 155L102 156H100V158L99 159H101L102 160V158H104L105 160L103 161L104 162V164H102V162L101 161H99L102 165H104V167H105V165H106V168H108L107 170H111V168L110 167H112V170H113V168L115 169V167H116V170L118 171V174L120 173L121 174V172L123 173L124 172V174L125 173H127V171L128 170H130V168H129V164H127V162L126 161H128L129 162V158H128V155L130 156V154H128V155H123L122 157L121 156H119V155H115V156H119V158L117 159V158H111V156H106V155ZM155 154V155H154ZM214 154V155H213ZM105 155V156H104ZM157 155H158V153H157ZM219 155V156H220ZM256 155V156H255ZM114 157V156H113ZM122 159H121V158ZM158 157H160L159 155L157 156V158ZM214 157H217L218 159H215ZM221 157V156H220ZM231 157H229V158H231ZM111 158V159H110ZM151 158V157H150ZM156 157H153V159H152V161L154 162L153 163V166L155 165V162H156V165H157V167L158 168H160V167H162L163 166V162L161 163V161L162 160H160V162H159V159H157ZM228 158V157H227ZM202 159V158H201ZM227 161H226V160ZM245 159V158H244ZM253 159H255V160H253ZM262 161H261V160ZM107 160H108V162H107ZM178 160V158H176V161ZM192 160H194V159H192ZM246 160V159H245ZM120 161H125L124 163H122L121 164V162ZM201 161H203V159L201 160ZM200 161V162H201ZM215 161V162H214ZM218 163H217V162ZM226 161V162H225ZM261 161V162H260ZM105 162H107L106 164H105ZM112 162V163H111ZM191 162V161H190ZM189 161H188V163H190ZM198 160L196 161V163L195 162H192V163H195L196 165H201V164H198ZM205 162V161H204ZM227 164V166H225V164ZM256 162V163H255ZM259 162V163H258ZM114 163H115V165H114ZM121 165H125L124 167L123 166H121ZM126 163V164H125ZM130 163V162H129ZM184 163V162H183ZM187 163V161L184 163V165H187L188 164ZM207 163H208V166L211 164V163H209L208 161H207ZM220 163V164H219ZM221 163H222V167H218L219 165H221ZM250 165H249V164ZM255 163V164H257L256 166H255V164L253 165V164ZM50 165H53L54 164V166H55V163H49ZM112 164H113V166H115V167H113L112 166ZM224 164V165H223ZM248 164V165H247ZM252 164V165H251ZM261 164V165H260ZM110 165V166H109ZM120 165V166H119ZM181 166H182V164H180ZM183 165V166H184ZM192 164L190 163V167L191 168H193L194 166H196V165H192ZM263 165V166H262ZM48 167H49V165H47ZM47 166H45L46 168H48ZM54 166H52V168L54 167ZM109 166V167H108ZM128 166V167H127ZM182 166V167H183ZM246 166H248L247 168H246ZM255 166V168L253 169V167ZM1 167H3V168H5L3 165H0V168ZM44 167V166H43ZM121 167V168H120ZM123 167V168H122ZM198 167V166H197ZM197 167H195L196 169L195 170H198V168ZM200 167H202V166H200ZM209 167H211L212 168V164H211V166H209ZM10 168V167H9ZM110 168V169H109ZM127 168V169H126ZM156 168V167H155ZM203 168V167H202ZM261 168V169H260ZM210 169V168H209ZM155 170V169H154ZM201 170V169H200ZM199 170V171H200ZM215 170V169H214ZM213 170V171H214ZM220 170V169H219ZM263 170V171H262ZM121 171V172H120ZM156 171V170H155ZM216 171H218V170H216ZM259 171H261V172H259ZM140 172V171H139ZM152 172H153V170H152ZM140 173H143V172H140ZM140 173H137L136 175H135V177H138V178H136V179H139V178H141L142 177V179H143V177L144 178H147L148 176V174L146 175V176H141V174ZM145 173L146 172H144L143 173V175H145ZM256 173V174H257ZM86 174H87V172H86ZM133 175H134V173H132ZM140 174V175H139ZM157 174V173H156ZM129 175H131V174H129ZM161 175V174H160ZM159 175V176H160ZM252 175V176H251ZM141 176V177H140ZM151 175H149V177H150ZM249 176H251V177H249ZM152 177H154V173H152V176H151V178ZM155 177H157V178H159L158 176H155ZM256 177V178H255ZM263 177V178H262ZM86 179V178H85ZM262 179V180H261ZM260 180H261V182H260ZM250 181H249V183H250ZM185 182V184L187 183L186 181H184ZM259 184H258V183ZM174 184H175V182H173ZM189 183V182H188ZM174 184H173V186H174ZM184 184V183H183ZM183 184H181V185H183ZM251 184V183H250ZM249 184V185H250ZM167 186H168V191H170L171 189H173V186H172V182H171V184H170V182H167V184H166ZM176 185V184H175ZM193 188L194 187H196V191H197V189H200V188H202V187H200V188H197V186H194V185H192V184H190ZM189 184H186L185 186H182V187H188L189 186V188L191 187ZM228 185H229V188H227L228 187ZM248 185V186H249ZM254 185V186H253ZM167 186H164V187H167ZM220 186H222V189H219L218 187H220ZM172 187V188H171ZM176 188H177V186H175ZM174 187V188H175ZM179 187H180V185H178V188L175 190V189H173V190H171V192H175V191H177L178 189H179ZM217 187V188H216ZM255 189H254V188ZM169 188H171V189H169ZM192 188V189H193ZM234 188V189H233ZM247 188V193H246V191L245 190H243V189H246ZM253 188V189H252ZM164 189V188H163ZM203 189V188H202ZM202 189H200L201 190V192H200V190L199 191H197L198 193H202L203 191H202ZM262 189V190H261ZM167 190V189H166ZM175 190V191H174ZM193 190H195V188L193 189ZM219 190H224V193H223V191H222V194H220L221 193V191H220V193H219ZM227 190H229L230 192H232L233 193V195H232V200H231V195H229V196H227L230 192L229 191H227ZM233 190L235 191V190H237V191H235V192H233ZM243 190V191H242ZM255 190H259V191H257V192H260L259 194L257 193V195H255L256 197L259 195L260 197H261V200H260V197L258 196L257 198H254L253 196H254V194L252 195V191H254L253 193H255L256 194V191ZM225 191H227V192H225ZM114 192H117L115 189H114ZM219 193V194H218ZM225 193H227L226 195H225ZM238 195V196H240L241 198H239L236 194ZM244 193V194H243ZM249 193V195L251 196L252 195V199H251V197L249 196V195H245V194H248ZM224 195V197H227V199H228V197H229V202H230V200H231V202L233 203V205L236 203V206H237V204H238V206L240 207V206H242V207H240V208H238V207H235V206H231V207H235V208H233L234 209V212L233 211H231V213H229V209H226L227 207H228V205H231L232 203L230 202V204H229V202H228V200H226V199H224V201H222L223 200V198L224 197H222V196ZM244 195V198H245V200H243V203H245V207L247 206L248 208H249V211H246V209H245V207H244V204L243 203H241V199H242V196ZM213 197H214V194L212 195ZM246 196V197H245ZM248 196V197H247ZM263 196V197H262ZM233 197H235L234 199H235V203H234V201H233ZM250 197V198H249ZM212 198V197H211ZM243 198V199H244ZM255 200H254V199ZM217 199V200H216ZM240 199V200H239ZM226 200V201H225ZM238 200H239V202H238ZM252 202V201H254L253 203H251L250 201ZM245 201V202H244ZM262 201V202H261ZM200 202V201H199ZM221 202H225L224 204H222ZM228 202V204L226 205V203ZM112 203H114V204H117L116 202H112ZM211 203V204H210ZM259 203H261L260 204V206H262V208H260V206H258L259 205ZM201 204V203H200ZM199 204V205H200ZM240 204V205H239ZM253 206H252V205ZM255 204V205H254ZM198 205V206H199ZM221 205L223 206V205H226V208L224 209V207L222 208L221 207ZM249 205H250V207H249ZM113 206V205H112ZM251 206L253 207L252 208V210H254L252 213H251ZM254 206H256V210L254 209L255 207ZM212 207H215V209L214 208H212ZM218 207H219V209H220V212H219V209H218ZM246 207V208H247ZM262 209L261 210V212L262 213H260V209ZM134 208V207H133ZM230 208V207H229ZM239 209V211L237 210V209ZM138 209V207H136V210ZM182 209V208H181ZM231 209V208H230ZM258 209H259V211H258ZM171 210V211H170ZM209 210V209H208ZM218 210V211H217ZM240 210H241V212H240ZM244 211V213H243V211ZM248 210V209H247ZM89 211V210H88ZM224 211H227L228 212V214L226 215L225 213H224ZM259 212V215H261V216H257L256 217V213L258 214V212ZM91 212V211H90ZM190 212V213H189ZM207 212V213H206ZM241 213L240 215H246V213L248 214V213H251V214H255V215H250V214H248V215H250V217H251V219H250V217L247 215V218H245V216H244V218L243 219H239V220H242V221H240V223L239 222H237L236 220H238V216H239V214L238 213ZM256 212V213H255ZM163 213H161V211L159 212V214L160 215H162ZM194 213H196V214H194ZM201 214L200 216H199V214ZM206 213V215H204ZM212 213H214V217H215V214H216V217L218 216V218H220V219H217V222L216 221H214V222H216L218 225H219V230H221L222 231V233H223V235L221 234V231H220V233H218V234H216L219 230H217V232L215 231L216 229H215V226L213 227V220L214 219H212V224H211V221H209V220H211L210 218L212 217ZM221 214V216H220V214ZM0 214H2V215H0L1 217H3V219L4 218H6V216H5V213H0ZM175 214H177L178 216H179V214H180V218L181 219H183V220H180V219H177L176 220V215L174 216ZM184 214V213H183ZM186 214H187V216H186ZM209 214V216H207ZM225 214V215H224ZM4 215V216H3ZM196 215H198V217L196 216ZM163 216H164V214H163ZM196 216V217H195ZM205 216L206 217H209V219L208 218H205ZM175 218V220H173L174 218ZM193 217H195V218H197V219H195V218H193ZM202 217H204V218H202ZM213 217V218H214ZM215 217V218H216ZM228 217H232L235 221L234 222H236L235 224H238V225H236L235 226V224H234V222L233 223H231L232 221V219H230V221L228 220V222H225V220L227 221V219H229ZM241 217H243V216H241ZM255 217V218H254ZM260 217V218H259ZM262 217V218H261ZM169 218V219H168ZM173 218V219H172ZM178 218V217H177ZM227 218V219H226ZM2 219V220H3ZM200 219V220H199ZM203 219V220H202ZM224 219V220H223ZM256 219V220H255ZM165 220V221H166ZM195 220V221H194ZM199 220V221H198ZM208 221V223H207V221ZM216 220V219H215ZM247 220V221H246ZM248 220H250L249 222H248ZM251 220H253V221H251ZM258 220H260V221H258ZM262 220H263V222H262ZM166 221V222H167ZM188 221V222H187ZM226 223V225H225V227L227 226V228L226 229H224V230H222L224 227H223V225H224V223ZM186 222V223H185ZM190 222V223H189ZM193 222V223H192ZM206 222V223H205ZM231 223V225H229L230 223ZM244 222H245V224H246V226H245V224H244ZM254 224H253V223ZM260 222V223H259ZM164 223V222H163ZM185 223V224H184ZM202 225H201V224ZM215 223V225L217 226V224ZM251 223V224H250ZM259 223V224H258ZM189 224V225H188ZM228 224V225H227ZM248 224V225H247ZM250 224V225H249ZM186 225V226H185ZM206 225V226H205ZM244 227H243V226ZM166 226V228H168V227H170V228H172V230L174 231V229H175V227H171V226H169L168 225V223H167V225H165ZM201 226V227H200ZM205 226V227H204ZM243 227V229L241 228V227ZM179 227V226H178ZM185 227V228H184ZM252 227V228H251ZM184 228V229H183ZM195 228V229H194ZM203 228H204V230H203ZM216 228H218V226L216 227ZM257 228V229H256ZM140 229V228H139ZM169 229V228H168ZM199 229V230H198ZM202 229V230H201ZM215 229V230H214ZM242 229V230H241ZM253 229V230H252ZM257 231H256V230ZM259 229V230H258ZM141 230V229H140ZM176 230V229H175ZM198 230V231H197ZM205 230H207V231H205ZM247 230H249L248 231V233H251V231L253 232L254 230L256 231V233L254 234V232L253 233H251V234H253V235H251V234H249L250 236H248V234L246 233V231ZM143 231V230H142ZM180 231V232H179ZM182 231V232H181ZM210 231V232H209ZM214 233H213V232ZM243 231V234L241 233ZM136 232V231H135ZM138 232V231H137ZM172 232V231H171ZM181 233V235H179V233ZM199 232H200V234H199ZM205 232H207V233H205ZM23 233V232H22ZM140 234L142 233V232H139ZM164 233H166V232H164ZM178 233V234H177ZM213 233V234H212ZM244 233H245V235H244ZM19 234V233H18ZM202 234V235H201ZM216 234V235H215ZM246 234H247V236H246ZM164 235V236H163ZM174 236V238H173V236ZM239 235H242L241 237L243 238H245V239H242V240H240V238H237ZM244 235V236H243ZM255 235V236H254ZM90 236V235H89ZM202 236V237H201ZM204 236V237H203ZM219 236H221V237H219ZM224 236V237H223ZM22 238H23V235L21 236ZM159 237V236H158ZM198 237V238H197ZM202 238V240H201V238ZM240 237V236H239ZM25 238V237H24ZM87 238V237H86ZM85 238V239H86ZM196 238V239H195ZM216 238V239H215ZM164 239V240H163ZM173 239H175V240H173ZM198 239H200V240H198ZM225 239V240H224ZM87 240V239H86ZM156 240H158L157 238H156ZM156 240H155V242H156ZM240 240V241H239ZM79 241V243L81 242L80 240H78ZM171 241H173L171 244H170V242ZM203 241V244L201 243ZM224 241V242H223ZM196 242H198L197 244H196ZM206 244H205V243ZM212 242V243H211ZM250 243V245L248 244V243ZM161 243H163V242H158V244L160 245ZM210 243L212 244V245H210ZM214 243H215V245H214ZM221 243V244H220ZM247 243V244H246ZM23 244V243H22ZM26 244V243H25ZM81 244V243H80ZM140 244H142V242L140 243ZM165 243H163L162 245V247H164L165 245H164ZM79 245V244H78ZM154 245H156V244H153L152 245V247L154 246ZM196 245V246H195ZM206 245V246H205ZM214 245V246H213ZM217 245V246H216ZM219 245H221V246H219ZM81 246V245H80ZM79 246V247H80ZM137 246V245H136ZM138 246H139V244H138ZM137 246V247H138ZM141 246V245H140ZM139 246V248L138 249H140L141 248V250L143 249V247H145L146 245H143V247L141 246L140 247ZM158 245H156L155 247L156 248H158L157 247ZM165 246V247H166ZM199 246H201V247H199ZM210 248H209V247ZM251 246V247H250ZM151 247V248H152ZM170 247V248H171ZM207 247H208V249H207ZM213 247H215V249L213 248ZM217 247H219V248H217ZM198 248V249H197ZM138 249H135V251H139ZM148 249V248H147ZM146 249V251H148ZM158 249H161L160 247L158 248ZM201 249H203L202 251H199V250H201ZM210 249V250H209ZM211 249H214V251H212ZM218 251H217V250ZM79 250V249H78ZM140 250V253H135V251L133 252V255H134V253H135V255L136 254H142L143 252L142 251H144V253H145V249H143L142 251ZM151 251H155V250H151ZM151 251H150V253H151ZM159 251V250H158ZM157 251V252H158ZM164 251H166V249H164ZM224 251V252H223ZM132 252H129V253H127L128 255L126 256V254H124V255H116L115 257L117 258H115V261H110L109 260V262H111V264H113V263H115V264H123L124 262V264H127V261L129 260L130 262L129 263H135V264H137V262H135V261H138V263H139V261H141L142 259H143V256L141 257V255H138V256H140V258L138 257L137 258V260H134L136 257H135V255H134V258H133V255H132ZM157 252H156V254H157ZM160 252H161V254L160 255H162V254H164V256H165V258L168 260V258H167V254L164 252V253H162L163 251H162V249L160 250ZM159 252V253H160ZM219 252H221V253H219ZM92 252H89L88 253V257H94V254H92L91 256H90V254H91ZM154 253V252H153ZM218 255H217V254ZM215 254H216V256H215ZM231 254V255H230ZM148 255V256H147ZM145 257V259H144V261L143 262H145V260H148L149 262H151V263H153V264H157V263H163V261H166V262H170L171 264L172 263H174L173 262V260H172V262L169 260V261H167L165 258V260L164 259H162V257L160 256V255H158V256H160L161 257V259H160V261L161 262H157L156 263V261L157 260H155V259H157V258H155L154 257V255L152 256V254H151V261H150V255L149 254H147ZM191 255V256H190ZM121 256V258H119ZM157 256V257H158ZM221 256V257H220ZM223 256V257H222ZM227 256H228V258H227ZM230 256V257H229ZM88 257H86L88 260H89V258ZM148 257V258H147ZM216 257V259H214ZM218 257V258H217ZM232 257V258H231ZM86 258H84L83 259V262H85V264H87V261L88 260H86V261H84ZM127 258H129V259H127ZM220 258V259H219ZM91 259V258H90ZM213 259V260H212ZM224 259H226V260H224ZM99 260H101V259H96V262L94 261V262H92V263H94V264H98V262H99ZM114 260V259H113ZM127 260V261H126ZM184 260V261H183ZM212 260V261H211ZM218 260H221V261H218ZM90 261V260H89ZM108 261V260H107ZM107 261L106 260H104V261H102L103 263H101V264H108L107 263ZM117 261V262H116ZM148 261H146V263L148 262ZM186 261V262H185ZM217 261V262H216ZM142 262V261H141ZM149 262L147 263V264H149ZM214 262V263H213ZM91 263V264H92ZM128 263V264H129ZM150 263V264H151ZM170 263H168V264H170ZM110 264V263H109ZM143 264V263H142ZM145 264V263H144ZM176 264V263H175Z\"/></svg>",
    "mask_w": 264,
    "mask_h": 264
}]
</instances>
